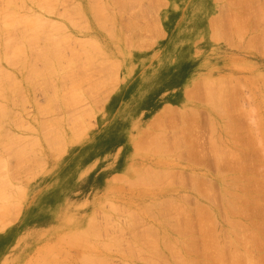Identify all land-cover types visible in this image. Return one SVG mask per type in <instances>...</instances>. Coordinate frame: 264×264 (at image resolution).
Here are the masks:
<instances>
[{
  "label": "rangeland",
  "instance_id": "374dc122",
  "mask_svg": "<svg viewBox=\"0 0 264 264\" xmlns=\"http://www.w3.org/2000/svg\"><path fill=\"white\" fill-rule=\"evenodd\" d=\"M23 1L24 4L26 3L25 5L28 6L29 8L26 7L23 4V2L19 4L21 0H17V1L6 0V3L5 1L0 0L1 3L0 5L3 6V8L1 7L2 10L0 9L2 11L1 14L4 16L3 12L6 11L5 10L6 6H8L7 11L14 10L13 13L16 14L15 16H17L18 13L17 17L13 15L12 17L13 21L15 20L14 18L18 19V17H20V20L18 19V21H22L23 23L22 25L20 24L21 22L18 23L20 24V28L23 27L24 25L23 28H25V31H27L26 33H29L31 30L33 31V29H35V27H31L29 26V24L31 23L32 25L33 21L36 22L35 14L36 17L37 14L38 15L40 14L43 17L40 18H42L44 23L46 22L44 21L46 18L50 19L49 20L50 24H47L46 25L47 27H45L43 24V26L46 28L45 30H47L44 32V36L47 33L49 34V36L47 37L53 35L51 38L52 40L54 38L58 39L56 37L62 35L61 36L62 38H59V42H61V44L59 45L61 46L62 43L64 45L67 44V43L65 44V42L67 41L65 38H67L66 36L68 35L64 33L70 32V34L68 33L69 36L71 35L72 39L74 37L76 41L85 42L84 40H89V41L92 40L90 42H92L93 45L96 44L95 46H97V48H95V50L98 52L97 53L92 52L89 41H86V43L89 42V44L87 43L89 47L87 45L85 46L84 44H82L83 42L82 43L79 42L81 44V47H83L82 49L83 52L81 53L84 54V50H86L84 49L85 47L88 48V50H90L93 53V55H95V57L92 56L93 58L96 57L97 58L96 59L92 58V60L90 58L91 60L90 62L88 61V59H85V56L90 57L92 53L90 56H88V54H86L85 56L83 54L81 55L79 54L77 56V54L79 53L78 50L80 51L81 47H79L78 42H75L74 39L71 40V38L68 36L70 38V39L68 38V40L71 42L74 41L72 43L73 44L75 43V46L73 44L70 45L69 42L68 44L70 46L68 47L70 48L66 47L67 46L66 45L65 47L67 48V50H65V48L62 49L63 52L67 54L66 55L67 57L75 60L69 59L68 62V60L64 61V59H68V58L61 59V64L63 61V63L65 62L64 64L65 66L62 64L63 67H60L61 65L58 67L60 69L62 68V70L64 71L61 72L59 69L58 72L60 74L58 72H55L56 74L57 73L58 74L56 75L54 73L55 75L54 74L51 75V73L47 74L49 73L51 68L50 66L46 65V62L44 61L43 57L36 58L40 60L38 61L35 59L36 61H34V64H36L35 62L37 61L40 63L43 62V64L40 65V63L37 62L38 64L36 65H40L42 68H39L40 66H38L37 68L39 69H37V71L33 70L34 72L36 73L38 72V74L40 75V73L44 70L43 67L44 64L48 68L47 67L45 68V70L47 69V71L43 72L45 74L44 76H42L43 73H41V76H39L38 78V74H36L38 79L36 78L35 75H34L35 77H33L32 75V86H31L29 85L31 84L29 82L30 81L29 77L31 78V76L28 75V73L31 71V68L28 69V65H30L28 63L30 57L32 60L33 57L35 58V54H37L36 57H38L39 54L37 53V51L41 54L43 50L42 51L39 50L40 49L39 44L42 45L44 44L43 48L46 49L48 46L51 47L52 43L50 44V42L52 41L56 42L57 40H52V41L47 40L49 38L46 37L47 38L45 39L46 41L43 42L44 36L40 35L41 34L40 33L39 37L37 35L38 39L41 37L43 38L38 40L40 43L38 42L37 44H35V40L37 38L30 40L32 41L31 43H33L34 40L33 45L34 44L37 45V47L34 45L36 51H34L35 54L33 55L34 52L31 53L30 50L32 49L31 48L32 44L30 43L31 47H27L30 46L28 45L29 41L28 43L25 42L26 41L25 38H27V35L24 34V30L18 28L19 24H17L18 26L15 25L17 26L16 29H19V31H17L16 29H13V31L14 30L16 31V36L23 43L16 38L12 40L14 38L13 35H15L14 34L15 31L14 33L12 32L13 33L12 34L11 27H9L3 19L2 20L4 24H6L5 26L8 29L5 28L4 25H3L4 27L1 25L3 24L1 18H4L6 20V18H9L8 16H10V12L7 13L6 11L8 16L5 13V17L0 18V66H3L2 68L4 69V71L1 70L2 74L4 73V76L1 75L0 78L3 81V78L5 77V72L7 74V70L9 72L11 71L10 73L11 75H9L10 77L8 76L9 73L6 76L8 77V79H11L13 83L7 78H4L3 85H6L4 87L5 89L6 87L7 88L9 87V85L7 86V84H12V87H14V88L9 87L10 89H12V91L9 89V92H7V90L5 92L4 90V94H5L3 98L4 100L1 99L2 95L4 94L3 93L0 94L1 95L0 104L2 106V103H5L3 104L6 105L4 107L6 110L4 111L7 112V114H5L6 116L4 115V117H1V122H0L1 124L0 162L2 161L0 163V168H1L0 177L3 179V183L1 185L3 186L4 180L7 183L8 181H10L9 184L7 185L4 184L3 188H1L2 186L0 185V190L2 189L1 190L2 192L3 190L6 191V193L3 192V194H0L1 195L0 218H3L2 220L0 219L1 220L0 221L1 222L0 223V264H31L34 259L35 260L32 264L34 263L38 264L39 262L40 263L42 262L41 264H61V263L78 264V262L79 263L82 262V261L80 262V260H82L80 254H82L84 250L85 253L82 254L83 256L86 255V253L89 254L90 253L88 251L89 249L90 251L93 250L91 252L92 254L90 253V256L93 255L91 257H95V256L97 257L98 255H100L98 256L99 258L97 259L101 260L100 258L101 257L103 258V256L105 257L106 255L107 257L103 258L104 261L107 260L108 263L111 262V264H128V263L148 264L145 262V260H147L149 256L150 258L152 257V259L149 258L148 262H151L155 258L154 257L155 255H157V257L159 256L158 258H161L163 254H165L166 256V259L163 260L164 261L166 260L167 263H165L163 260L160 261L159 259H157V257L155 260L156 263L158 261V264H164V263L183 264L182 263L183 261L186 264H189L188 260H190V262L191 260H193V262L195 263L194 261L195 259L196 263L198 264H206L207 261L209 262L214 261L215 259L214 257H216V254H213L214 252L212 250L210 251V253L214 256L211 255L212 257H210V255L208 256V253H206L202 248H200V247L205 248L202 245L204 244V239L202 237L203 229H206V227L209 225L208 220H210L209 218L212 219V216H214L215 220L210 221V225H213L214 227L209 226L210 230L209 227L208 230L211 232L212 230H214L215 227L217 228V229L215 228L216 229L215 231L217 232V234L219 233L220 235L219 237L220 245H226L225 242H222L223 237H224V241L226 240L227 243L230 241L228 238L231 237L232 239L231 238L230 239L234 241L233 244L235 243V246L233 247L240 249L241 250L240 252H243V256L245 255L244 256L245 258L241 256L243 258H240L238 264H242V261L243 264H250V263L264 264V237H263L264 236V229H263L264 228V211H263L264 209V182H263L264 154L263 153L264 152L261 153L262 152L261 150L264 151V149H262L263 148L262 146H264L262 143L264 141L260 142V145L262 144L261 146L258 145L259 140L261 139L260 137H262V135L257 133L256 134L258 136L260 135L259 136L260 139L257 138L258 140L254 139L253 142L250 141L252 140L251 139L252 137L254 138L253 135L255 134L256 131H258L259 127L262 129L259 130H261V132H264V37H263L264 18L263 19L259 18L260 16L259 9L261 11V9L264 7V0H228V1L203 0L205 1L204 2L205 5L201 7L203 9V13L201 17L199 18L197 17V19L194 18V15L192 13L194 8L197 6L194 3L195 0H185V1L162 0L161 3L157 1L158 3L157 5L155 2L154 4L156 6L154 7L151 6V3L154 2L155 0L153 1L140 0V2L137 1L139 2V4L137 3L136 5L135 2H133L135 0L133 1L130 0L132 1L131 5L134 6L128 5L130 4V2H128L129 0L128 1L126 0L128 3L125 2L126 6H124L123 8L124 10H121L119 8L122 11V14L121 12H119L118 8H116L117 7L116 4L118 3L115 2H118V0H115L114 2H112V0L111 1L103 0V2L98 1L100 3H103L102 5H104V8L108 12L107 14H110L111 19L110 17L107 18L113 21L114 25L113 24L112 25L114 27L110 25L111 21L109 23L107 22V25L106 22L104 23L103 20L104 16L102 14H98V15L103 16V18L101 17L103 23L102 21L101 24L97 22V20H101L99 19L100 16L98 19H95L94 21V18L98 17V15L96 14L97 16L95 15L92 16L93 13L90 12L96 6V5L94 7L91 6L93 0H66L65 4L62 3L63 1L61 0L62 2L60 1V3L62 4H60V6L58 0L54 1V2L58 1L57 2L58 4L57 3L55 4L54 2H52V0H47V2L43 0L45 4L49 3V1L50 3H52L49 5V7H46L45 4H43L42 0H40L42 2V6L44 5V7H41L43 11L39 9L41 2L37 1V4H40L38 8L35 3L36 0H23ZM124 1L125 0H122V2ZM14 2H17L16 4L19 5H16ZM122 2L119 0L118 6L123 4ZM228 2L230 3L227 4ZM100 3H97L99 4L97 6H100ZM106 3L109 4L108 7L111 6L112 8L108 9L105 6L107 5ZM233 3H237V4H233ZM113 4H115V6ZM141 4L143 6L145 5L146 9L148 8L147 10L145 9L146 10L145 11L143 7V12L144 13L146 12L145 15L144 13L140 14ZM79 5L81 6L80 8ZM19 6H21V10L23 8L24 9L22 11L19 10L20 9L18 8ZM50 7H52L53 12H51L52 10L50 12L53 15L48 14L49 13L48 10L50 9ZM198 7L199 6H197V8ZM28 9L31 10L27 11ZM44 9L46 12H48L47 13L48 15L45 13ZM100 9L103 8L101 7ZM241 9L243 11H241ZM78 10H80L81 14ZM238 10H240L243 15ZM106 11L104 10L103 14H105ZM139 11L140 13H138ZM92 12L94 11L92 10ZM13 13L11 12V14ZM118 13L121 14V17L119 16ZM234 13L235 14L237 13L238 16L239 15L241 17L243 16V19L240 18L241 23L236 21L238 25L240 24L239 26L235 24L236 27L232 25L236 23L232 19L238 17L237 15L233 16ZM1 14L0 16H2ZM68 14L69 15L71 14L70 17ZM107 14L105 16H108ZM64 15H67L69 18H73L74 21L72 20L73 21L72 23L73 24L78 23L79 29L75 28L73 24L72 26L70 24L71 20L68 21L67 20L68 17ZM230 15L233 17H231ZM256 15L258 16V18ZM229 16L231 18L230 20L227 19V17L229 18ZM28 18L30 19V21L33 18L35 19H33L30 22ZM10 19H8L9 22H11ZM39 19L38 21H42L41 19L40 20ZM209 19L211 20V22ZM226 19L227 22L228 20L229 21L232 20L231 21L232 24L230 22L229 23L231 25L228 24L226 22ZM51 20H52V24H54L53 26H50ZM245 20L246 22L244 23ZM132 21L135 22L136 24L135 26H133V23H131ZM212 22L219 25L218 26L215 24L216 27L218 26L217 29L219 27L221 29L217 30L214 27V25L212 26ZM15 23L17 22L15 21ZM40 23L42 24V22ZM61 23H63L62 25H65L66 28H64L61 25ZM209 23L214 28L209 27ZM104 24L106 26L109 25L107 28L108 29L110 28L109 30L112 29L111 33L110 31H107L106 27H105L106 29L103 28L105 26ZM11 26H12V22H11ZM55 26L58 27L57 30L63 29V32L62 31L56 32L55 30L56 28H54ZM37 27L38 29L40 27L41 30L42 26L37 25ZM4 30L7 32L9 31L10 34H12V36H9L10 34L8 35L6 32L9 39L13 37L11 40H8V37L7 38L2 37L3 34L5 33ZM20 30L22 34L20 33ZM37 30L34 31L39 33L40 30L39 31ZM49 30H53L54 32H50ZM118 30L121 31V34H119L120 31ZM220 31L224 33L222 35V39L221 37H219L221 36ZM241 31L245 35H243ZM107 33H109V35L110 34L113 35H110L111 36L110 37L107 35ZM239 33L242 35V36L240 35L242 38H239V36L237 35ZM23 34L25 37L22 36ZM29 34L32 33L30 32ZM64 35L66 36L63 37ZM214 35H216L217 37L216 36L213 37ZM261 35H263L262 38H260ZM112 36L114 37V40L112 39ZM30 37L33 38V35H31ZM4 38L5 40H7L6 41L7 43H9L10 41L11 42L14 41L12 43L13 45L14 43L18 45H20L21 43H22L21 45L24 44L23 46L25 47L24 48L25 51L23 52V54L21 51L22 46H20L21 50L18 47V50L20 52L17 50L16 47L17 45L15 46L16 47L15 50L17 51V52L15 51V53L19 54L22 60L24 56L26 57V61L25 59L23 60L25 61V66H24L23 61L22 60L19 61V56L16 54L17 55L16 60H18L19 63H17V61L15 63L18 64V66L16 64L17 67L20 66L19 68L20 71L17 69L16 66L11 67V65H14L11 55L12 53H14V50L11 51L12 53L9 51L11 54L8 53L9 57H7V59L10 60L12 64L8 66L4 62L5 60H7L6 58H4V56H7L6 50L4 49L5 46H3L5 42ZM217 38H219V40ZM250 38H252L253 41ZM60 39H62V41ZM238 39H240L239 42ZM16 40L17 41L19 40L18 42L20 43L15 42ZM248 40H251V45H248L250 44ZM46 43L48 44V46L46 45ZM9 44L6 45V47L10 48L11 44L10 45ZM55 44L58 43L56 42ZM13 47H11V49H14ZM28 48H30L29 49L30 53L33 56H30L31 54L29 55ZM72 48L77 50L75 51L76 53L73 56L72 54L74 51H72ZM98 48L100 50H98ZM88 50H86V52ZM90 51L88 52L90 53ZM25 52L26 55L24 54ZM82 55H83V60L81 57ZM15 57H14V61H15ZM8 60L6 61L7 63L9 62ZM32 60H30L31 65L29 67L33 65ZM126 62L127 64H125ZM85 65H87V69ZM22 66L25 68V71L23 70L24 68ZM68 66L71 68V70ZM112 66H114L113 69L110 68ZM58 67L56 65L57 70ZM108 68H110V70ZM40 69L43 70L41 71ZM65 69L67 70L68 75L74 73L73 76H75V74L77 73L75 77L79 80V82H80L79 78L81 77L84 78V80L81 79L84 81V83L83 81L79 83L76 78L71 76L72 75L71 74L70 75L71 77L67 76L68 78L67 77H66L67 79L65 78V80L67 81L64 82L66 84L68 83L65 88L64 87L65 84L62 81L64 79L63 74L66 73ZM107 69L109 70L108 73H107ZM26 70L29 71L27 72ZM38 70L41 72H39ZM84 71H86L87 73L86 74V77L88 76L87 78H85V73H83ZM110 71H111V75L107 76V74H109ZM25 72H27V74H25ZM34 72H31V74L32 73L34 74ZM12 74H14V76ZM24 74L27 76V80L25 79L26 82L24 80L25 77ZM61 74L63 79L60 76ZM47 75L50 78L47 77ZM51 77L53 79V82H51L52 81ZM58 78H60L61 80H59ZM72 78L75 81H77L79 85L77 84V82H74ZM6 79L11 83L10 82L7 83V81H5ZM68 80L76 83L77 84V85L75 84L76 87L78 86V88H80L82 92L80 91V89L76 90L77 89L76 87H75L76 89H73L76 90L74 93H72L71 91L72 89L69 91V87L72 88L73 84ZM17 81L18 83L20 82L19 85L20 86L22 85L21 87L19 85L17 86L14 85L15 83H17ZM54 81L56 82V84ZM59 82L60 83L62 82V85ZM236 82L237 83L239 82L238 83L239 85ZM52 83H54L55 86L54 84L50 85ZM89 84H91L90 87ZM241 84L243 88L241 87ZM46 86L48 88V91L46 90ZM61 87L63 91H65L67 88L68 89L65 92H63L60 89ZM63 87L65 88V90L63 89ZM22 88L24 89V93H22L23 92V90H21ZM236 88L238 89L236 90ZM50 90H54V91L56 90L55 92H57L51 95L53 100L52 98H49L51 96L48 95ZM0 91L3 92L2 89H0ZM67 91L71 94H67L68 93ZM11 92H13L12 97L14 98L15 96L14 100L19 101L18 103H20L22 100V97L18 98V96L23 95L24 99H26V100H22L24 104H21L22 103L21 102L20 105H18L16 101L17 104L16 107V105L12 102V100H10L12 98ZM77 93L78 96L76 97L78 98L74 97L75 94ZM219 95L222 97H220ZM57 96L59 97L57 98ZM225 97L226 100H224ZM60 98L63 100L62 103L68 101V106L67 105L65 106L64 103L62 104ZM49 99L52 100V102ZM74 99H76L74 105L72 103V105L69 106V101L73 102L75 101ZM221 102L223 103L221 104ZM12 106H15V108ZM41 107H42V111L40 110ZM43 107H45L44 109L46 108L49 109V107L51 109L50 110L47 109L48 112L47 111L44 112ZM15 109L18 111H16ZM192 109L194 110L192 111ZM13 110H15V112H13ZM244 110L245 112H243ZM73 113L77 115H74ZM70 115L72 116L70 117ZM74 116H76V118ZM4 118H6V120H4ZM170 118L174 119L173 121L175 122H173ZM212 118L214 121L212 120ZM67 119L71 121L69 122L67 121ZM75 119H77L78 121ZM11 120H13V122L14 121L17 122L20 120V122L22 121L23 123L21 124L20 122L17 123L14 122V123L16 125L18 123L20 125L24 124L22 125L24 126V128L27 129L31 128V129L25 130L20 125L19 126L21 128H15V126L11 124L13 123ZM76 121L79 123L78 124L79 126L75 124ZM68 122L69 124H67ZM178 122L180 125L178 124ZM225 123H227L229 127ZM171 124H173L174 126L173 125L171 126ZM211 125L212 126L215 125L214 127L216 131H214L215 129H212L214 127H212ZM243 125L245 127H243ZM164 126H166V128ZM176 126L177 127L179 126V128H177ZM223 128H226L228 130L225 129L224 131ZM2 129L5 130L4 132H6L7 129H9L8 131L10 133L9 134L6 132L7 135L5 136L4 139H1L2 134L4 133L1 131ZM174 129L175 130L177 129L176 132ZM251 129L253 132L251 131ZM31 130H34V132L33 131L31 132ZM183 130L185 132L182 135ZM227 131H229L230 133ZM249 131H251L252 134L253 133L254 134L251 135ZM161 132L162 134H165L166 132V134L162 135ZM248 132L252 137L249 136ZM174 133H177V136H181L182 138L178 137L180 139L178 140L177 136L176 135L174 136ZM19 134L21 135V137L25 136V138H19ZM158 134H160V136H158ZM257 135L256 137H258ZM7 136L9 137L7 138ZM157 137L160 139L162 138L163 139L166 138V139L165 140L162 139L163 140L162 142V140L160 141V139L157 140ZM219 137L220 139H218ZM248 137L250 138L248 139ZM208 138L214 141L211 142L214 143L215 146L212 143L209 145L210 141ZM226 139L228 142L226 141ZM9 140L12 141L10 142ZM223 140L225 144L220 143L221 141L223 142ZM255 140L258 141V144L257 142H255ZM4 141L5 142L7 141L6 144L8 145L10 143H13L12 145H9L11 146L10 148H7L8 151L6 149L7 145L3 146L5 145ZM217 143L218 145H216ZM161 144L164 145V147L168 145L171 150L168 149L169 148L168 146H166L165 149ZM256 144L260 148L261 147L262 148L260 149ZM219 145L223 146L222 149L217 148ZM233 145L235 147H233ZM176 146L177 147L180 146V147L177 148V150L175 151ZM224 147L225 150L223 149ZM163 149L166 154L162 153ZM221 150L222 151L227 150V151L226 152L223 151L224 153L223 157L217 154L219 157L218 156L216 157L219 158L220 162L215 161L218 159L214 156L216 155L217 152L220 153ZM198 151L199 152L201 151L200 152L201 154ZM228 154L230 155L235 154L237 159L235 160V155L234 157L232 156L231 158L229 157ZM224 157H226V159H223ZM255 162H257L258 164ZM261 163L263 165H261ZM198 164H200L201 166H199ZM259 164L261 166H259ZM238 165L240 166V168H238L239 167ZM161 170L164 171L163 173L166 172V175L168 171H170L168 173H175L174 170H176V174L178 173L179 174L178 176L177 175L175 176V174L174 175L170 174L169 177L162 178L161 176L165 175L163 174L160 176L161 177L160 178L157 176V174H161L162 173ZM193 174H195L198 177L195 176V179L190 182V180L194 178ZM181 176H184V178L182 179ZM202 177L205 180H203ZM165 178L167 179L166 182L170 184L163 185L162 183L159 182L160 179L162 180ZM180 179L183 183L180 181ZM165 180L161 182H165ZM180 182L184 185H182ZM157 183L160 184L158 185ZM192 183L193 184L199 183L202 184L203 186L202 185L199 186L198 184L195 187V185H193ZM205 183L210 185L211 187H208V185H206ZM257 183H259L260 185ZM145 184L146 185L153 184L152 186L146 188L147 192L144 186ZM161 184L163 185V187H159ZM167 185H169L171 188H169ZM198 186L200 188L202 187L203 189L202 188L201 189L203 191L205 190L207 191H205L204 194L202 193L203 191H200L198 192L199 193L198 194L197 193ZM6 187H10V188H6ZM154 187H158L156 189H158L159 191L156 190ZM149 188L150 191L148 192ZM151 188L153 190L152 192H151ZM204 188L206 189L204 190ZM8 189L11 190L9 191ZM174 189L175 192H170V190L172 191ZM13 191L15 192L13 193ZM231 191L234 192L235 194L231 193ZM8 192L11 194L6 196ZM180 193H182L184 196L186 195L188 196L187 198L188 200L186 199L187 196L181 197L183 198V200L185 198L186 202L182 201V199L180 198ZM206 193L208 194V196H206L208 198H206L205 200V197L203 196L206 195ZM200 194H202L201 196L203 198L200 196ZM170 195H172V197ZM224 195L226 198H229V200L224 199ZM236 197L238 199H236ZM7 198H10V200L8 199V202H6ZM167 198L168 199L171 198L170 201H173V205L175 204L177 205L174 209H172L173 205L171 206V208L170 206H167V202L169 201ZM172 198H174L175 200H173ZM163 199L164 200L167 199V202L166 200L164 201ZM157 200L159 203L161 200L163 201L161 202V204L159 203L157 204ZM211 200L212 202L210 203ZM224 201H227L229 204L227 202L225 203ZM229 201L232 203L234 202L233 203L234 205L239 204L236 206L239 207L241 205V208H245V209L242 210L239 209V212L241 210L242 213L240 212L238 214V211H235L237 212V214L235 213L236 215L235 214L233 215L232 213L234 212L230 211L229 210L230 208H228L229 205H231ZM164 202H166L165 203L166 208L169 207L168 209L170 211L173 210L172 217H170L173 218L172 219L173 221H171L169 218L171 212L169 210H166L165 207L161 208L159 206V205L165 206L164 204H162ZM150 203L151 206L154 205L156 207L153 206L151 208V206H149ZM182 203L184 204L183 206ZM8 204L9 206H7ZM10 204H12L11 205L12 207H10ZM117 204L120 210L122 209V207H124L128 209V211L130 212L134 211L135 214H137L138 217L143 218L144 221L142 222L141 220L139 221L141 223L139 222H138L139 224L136 223L137 220L135 219L134 221L133 220L134 216L131 215L134 213H130L129 215L131 216H129L128 215L129 212L126 213L127 212L126 209H122L124 211L126 210L125 211L126 214L123 213L124 211L121 212L119 208L117 209L122 214L121 213L119 214L117 209L115 210L117 212H113L114 207ZM143 204L145 205V208ZM225 204H227L228 206H226ZM147 206H149L150 208H148ZM178 207L180 209L183 208L182 211H180L181 213L186 212V215L189 216L187 220H186L187 216L185 214H183L185 215V219L182 217L183 215L177 217V215L180 214V212H178L179 214L176 215L177 213L176 211L177 209H179ZM203 207H205L204 210L205 209L206 211L209 210L207 211L208 213L209 212L210 213L213 212V213L208 214L206 211H202ZM158 208L159 209L161 208L162 210L164 209L165 210V211L163 210L164 213L166 211H169V213L166 212L164 214L163 211L159 212ZM5 209H7L6 210L7 212L4 211L5 212L4 214L3 210ZM155 209L158 210V212L161 213V215ZM184 209L187 211H183ZM200 209L202 210L199 211ZM1 212L2 215L4 214L3 216L1 215ZM200 212L203 215H201L202 218L199 217V219L201 218L200 220H202L204 216V223L208 224L204 228L202 227L204 223L202 224L201 221L200 222L199 220L197 221L198 219L197 215L200 216L198 214ZM146 213L148 214V216L145 215ZM152 213H155L157 216H155V214ZM226 213L228 217H225ZM104 214H106V218ZM206 215L208 219L205 217ZM208 215H210L211 217ZM167 218L169 220H167ZM224 218H226V220ZM125 219H127L126 220L127 222L125 221ZM238 219H240L241 224H239L240 221L239 223L234 222V221H238ZM92 220L94 222L96 221V223L95 224L94 222L93 224L90 223V221ZM174 220L176 221L182 220L184 222L186 220V222L192 225L188 227L190 224H187L188 226H184L185 228H183L182 226L184 224L181 225L183 223L182 221H179L180 222L179 224L178 221L176 222ZM228 220H230L229 224L237 223V224H233L234 228H232V224L229 225L227 224L228 222L226 223V221ZM97 221L103 224L99 225L97 224L98 223ZM129 222L133 223L132 227L128 225ZM111 223L112 225L116 224L115 227L111 226L110 225ZM174 223H178L177 225L178 226L181 225V226L180 227L173 226L176 225ZM242 223L243 224L245 223L246 225L245 224L243 225ZM149 224H151L150 227L148 226ZM216 224L218 225L216 226ZM89 225L92 226L94 225V228L96 227V229H98L102 234L100 235L99 232H97V234L91 233L92 230H93L92 232H96L97 230L95 231L94 228L91 229L92 227L89 228ZM104 225L106 226V228H104ZM240 225L242 226L241 231L239 227ZM219 226H221V228ZM218 227L220 228V230H218L219 229ZM109 228H113V229L110 230ZM121 228H123L124 233L121 231ZM106 229L109 230L106 231ZM133 229H135V231H133ZM186 229L189 230L187 233L184 232L186 231ZM229 229L233 231L231 232V230L229 231ZM87 231H89L90 236H95L96 238L95 237L92 238L88 236L89 234H87L88 233ZM76 232L77 233L81 232V234L87 232L86 233L87 237H89L87 238L88 241L84 240L86 239V234L79 235ZM119 232L122 234L120 235ZM234 232L236 233L235 234L236 236L233 235ZM74 233L76 235H74ZM111 233L114 236L111 235ZM177 233L180 234L178 235ZM141 234L144 235V237L140 239V243L142 242L143 239H145L146 242L150 244V245L147 244L149 246L147 248L149 249L145 248L146 242L145 243L143 242L144 246H142V243L140 245V243L138 242L139 237H142ZM225 234L227 236H224ZM240 234L242 238L240 237L238 238ZM242 234L245 237H243ZM78 235L79 237L80 236L85 237L82 238L84 241L80 239ZM136 235H139L137 237L138 240L137 239L135 240ZM155 235L157 236L154 237ZM251 235L253 236V239ZM101 236L102 237L105 236L106 238L109 239L113 238L110 241L112 243L118 241L116 243L119 244H115V245L113 244L114 246L113 245L109 246L107 243L109 242V240L106 239L105 237L104 239ZM108 236H110L111 238ZM174 237L176 239H174ZM101 238L104 239L106 243L103 244L102 247L101 246L99 247L100 243L102 245V243L105 242L104 240L102 241ZM116 238H118V240ZM157 238L158 241H156ZM234 238H238L240 242L238 240H234ZM243 238L245 242L246 240H249L250 243L251 239L252 241L250 244L248 242L244 244V241H242ZM95 239H98V241ZM184 240L186 243L184 242ZM94 241L96 245L94 244ZM126 241L127 243H125ZM131 241H133L134 244L132 246L129 245L131 244L130 243ZM169 241H172L171 243L173 244H170ZM232 241L230 242L232 243ZM241 241L243 243H241ZM87 242L90 243L89 246L91 248L88 246ZM91 242L93 244H91ZM175 242H177L178 244L177 243L175 244ZM188 242L190 244H193L192 246L194 247H195L194 244H196L195 242H197L198 245L197 244L196 245L198 247L196 246L194 248L189 244L191 248H194L192 250H189L191 248L188 245L189 247L188 249L187 247ZM230 242L228 244H230ZM98 243L99 245H97ZM180 243L182 244V246ZM240 244H242V246ZM118 245L119 247L117 248ZM175 245L177 247H175ZM243 245L249 247V249ZM130 246L132 248L134 246L133 252L139 251V247H141L142 249L141 248L140 249L143 250V252L139 251L136 253L138 255L140 252L144 253L141 255H145L144 256L145 260L144 259H143L144 261L141 260L142 259L141 255H139L140 258L139 259L136 253H134L135 254L134 257H133L134 254L132 255V257L131 255L128 256L130 254L129 251H131ZM153 246H155L157 249L154 247L152 251ZM212 246L213 245L211 244L209 245L210 248H212ZM164 248L167 250H165ZM210 248L208 249L210 250ZM76 249L81 253L79 252L80 253L79 254ZM80 249L81 250L84 249V250L81 251ZM98 249H100V251L102 249V251L100 252ZM116 249H118L121 252L123 250L127 252L128 259L126 258V254H123L124 251L122 253H119V251ZM208 249L205 250L209 251ZM213 249L215 248L213 247ZM246 249H248L249 251H247ZM176 250L177 252L180 250L181 251L180 255L182 254V256L178 258L179 260L177 259L178 257L177 255L179 254L177 253V255H174V253L176 254L175 252ZM97 251L100 253H98ZM106 251L107 252L109 251L110 253L108 252L106 254ZM156 251L158 252V254ZM162 251L163 254L161 256L160 252ZM171 251L174 252L173 253L174 259L172 254L170 255V253H172ZM214 251L215 253H217L216 249ZM94 252L98 253V255L97 254L94 255L93 254ZM153 252H154V256L152 255ZM146 253H149L147 259H146L147 257ZM229 253L230 252H228L225 256V261L226 260L227 261L225 262L222 260L223 262L221 264L223 263L230 264L229 260L231 258L229 257L230 256ZM78 254L80 255V258ZM87 257H89V255ZM135 257H137L138 260ZM208 257L212 258V260ZM77 258H79V260H77ZM84 258L85 256L83 257V261H85ZM249 260H252V262ZM155 261L152 263L154 264Z\"/></svg>",
  "mask_w": 264,
  "mask_h": 264
},
{
  "label": "bare ground",
  "instance_id": "6f19581e",
  "mask_svg": "<svg viewBox=\"0 0 264 264\" xmlns=\"http://www.w3.org/2000/svg\"><path fill=\"white\" fill-rule=\"evenodd\" d=\"M3 1H5V3H6V0H3ZM8 1H9V0H8ZM10 1H11V0H10ZM12 1H15V0H12ZM16 1H17V0H16ZM37 1H39V2H41V1H40V0H36L35 3H36V6L38 7L40 4H37ZM54 1H55V0H52V2H54ZM58 1H59V6H60V4H62V3H64V4L66 3V2H65L66 0H62L63 2H62L61 0H58ZM58 1H57V2H58ZM60 1H61L62 3H60ZM96 1H97V3H100V2H98V1L103 2V0H95V1L93 0L92 4L96 3ZM106 1H107V0H106ZM110 1H111V0H110ZM114 1H115V0H112V2H114ZM120 1L122 2V0H120ZM127 1H128V0H127ZM127 1L125 0L124 2H122L123 4L120 3L123 7H122L121 5H119V6H121V7L118 6V4H119V0H118V2H115V3H118V4H116V5H117L116 8H118V10H119V12H121V14H122V11H121V10H124L123 8H124V6H126L125 2H126V3L130 2V4H128V5H131V2H132L133 0H132V1L129 0L128 2H127ZM137 1L140 2V0H135V1H133V2H135V5H136L137 3L139 4V2H137ZM149 1H150V0H149ZM149 1H147V2H149ZM152 1H153V0H152ZM157 1H159V3H161L162 0H155L154 2L151 3V6H153V7L156 6V5L158 4ZM183 1H185V0H183ZM227 1H228V0H227ZM18 2H19V1H18ZM22 2H23V4H24V1H23V0H21V2H20L19 4H21ZM39 2H38V3H39ZM42 2H43V0H42ZM42 2H41V5L39 6L40 8L38 7L39 9H41V11H43L41 7H44V5L42 6ZM45 2H47V0H45ZM45 2H43V4H45ZM57 2H54V3L56 4ZM87 2H88V1H87ZM155 2H156V5L154 4ZM192 2H193V1H192ZM204 2H205V1H203V0H195V1H194L195 5L199 6L198 8H197V6H196V7L194 8L193 12H192L193 15H194V18H195V19H197V17H198V18L201 17V15H202V13H203V9H202L201 7L205 5ZM231 2H232V1H231ZM238 2H239V1H238ZM8 3H10V2H8ZM11 3H12V2H11ZM14 3L16 4L17 2H14ZM28 3H29V2H28ZM54 3H53V4H54ZM89 3H90V2H89ZM97 3L94 4V5L91 4V6L94 7L95 5H96V6L99 5V4H97ZM229 3H230V2H228L227 4H229ZM0 4H1V3H0ZM3 4H4V3H3ZM3 4H2V5H3ZM19 4H16V5H19ZM23 4H22V5H23ZM25 4H26V3H25ZM25 4H24V5H25ZM50 4H52V3H50V1H49V3L45 4V6H46V7H49ZM57 4H58V3H57ZM102 4H103V3H100V6H97V7L95 6V7H94L95 10L91 8V9L95 12V14H94V12H92V10L90 11L91 13H93L92 16H93V15L97 16L98 14H102V15L104 16V18H103L102 15H98V17L94 18V21H95V19H98L99 16H100L99 19H101V20H97V22H99V24H101V21H102V18H103L104 23L106 22V25H107V22L109 23L110 21H111V22H110V25H112V24H113V21L110 20V19H111V16H110V14H107L108 12L106 11V9L104 8V5H102ZM106 4H107V5H105V6H106L108 9L112 8L111 6L108 7V5H109L108 3H106ZM142 4H143V3H142ZM142 4L140 5V8H141L140 11H141V13H140V11L138 12V13H140V14H143V13H144V12H143V7H144V10L146 9V8H145V5L143 6ZM233 4H237V3H233ZM22 5H21V6H22ZM24 5H23V6H24ZM32 5H33V4H32ZM47 5H48V6H47ZM113 5L115 6V4H113ZM224 5H225V4H224ZM240 5H241V3H240ZM4 6H5V5H4ZM21 6L18 7V8H20L19 10H21ZM25 6H26V5H25ZM131 6H134V5H131ZM146 6H147V5H146ZM1 7L3 8V6L0 5V9H1ZM7 7H8V6H6V9H5L6 11H7ZM26 7H28V6H26ZM52 7H53V6H52ZM52 7H50V9L48 10L49 13L46 12L45 9H44L45 13H46V14H47V13H48V14H52V13H51V12H53ZM80 7H81V6L79 5V8H80ZM101 7H102L103 9H100ZM149 7H150V6H149ZM226 7H227V6H226ZM260 7H261V6H260ZM260 7H259V8H260ZM262 7H263V6H262ZM4 8H5V7H4ZM28 8H29V7H28ZM54 8H55V6H54ZM76 8H77V7H76ZM98 8H99V10H98ZM119 8H120L121 10H120ZM23 9H24V8H23ZM23 9H22V10H23ZM26 9H27V8H26ZM77 9H78V8H77ZM147 9H148V8H147ZM147 9H146V10H147ZM225 9H226V8H225ZM228 9H229V8H228ZM1 10H2V9H1ZM1 10H0V14L2 13ZM19 10H18V11H19ZM22 10H21V11H22ZM29 10H31V9H28L27 11H29ZM51 10H52V11H51ZM96 10H97V11H96ZM102 10H103V11H102ZM104 10L106 11L105 14H103V13H104ZM146 10H145V11H146ZM256 10H258V9H256ZM6 11L3 12L4 16L1 14L2 16H0V18H1V17H5V13H6ZM13 11H14V10H9V11H7V13L10 12V16H8L7 13H6V15L9 17V18H6V20H5L4 18H1V21H2V22H3V20H4L5 23H7V25H8L9 27H11V29H12V30H11V33H12V32L14 33L15 30L13 31V29H16V28H17V26H18L17 24H19L18 22H21V23H20L21 25H22V23H23L22 21H18V19L20 20V17H18V19H17V18H14L15 20L13 21V18H12V17H13V15H14V16L16 15L15 13H13ZM50 11H51V12H50ZM78 11L80 12V10H78ZM100 11H101V13H100ZM112 11H113V10H112ZM231 11H232V9H231ZM238 11H240V10H238ZM241 11H243V10L241 9ZM241 11H240V12H241ZM11 12H12L13 14H11ZM34 12H36V11H34ZM96 12H97V13H96ZM223 12H224V11H223ZM234 12H235V11H234ZM259 12H260V16H259V18H260V19H261V18L263 19V18H264V7L261 9V11H260V9H259ZM16 13H17V12H16ZM145 13H146V12H145ZM145 13H144V15H145ZM231 13H232V12H231ZM250 13H251V12H250ZM32 14H33V12H32ZM48 14H47V15H48ZM80 14H81V12H80ZM96 14H97V15H96ZM106 14H107L108 16H105ZM113 14H114V13H113ZM118 14H119V13H118ZM121 14H119L120 17H121ZM140 14H138V15H140ZM224 14H226V13H224ZM241 14H242V12H241ZM24 15H25V14H24ZM52 15H53V14H52ZM68 15H69V14H68ZM70 15H71V14H70ZM70 15H69V17H70ZM82 15H83V14H82ZM144 15H143V16H144ZM228 15H229V14H228ZM228 15H227V16H228ZM235 15L238 16L237 13H236V14H235V13L233 14V16H235ZM242 15H243V14H242ZM245 15H246V14H245ZM245 15H244V16H245ZM7 16H6V17H7ZM17 16H18V13H17ZM17 16H15V17H17ZM38 16H39V17H38ZM61 16H62V15H61ZM64 16H67V15H64ZM80 16H81V15H80ZM95 16H94V17H95ZM136 16H137V15H136ZM141 16H142V15H141ZM225 16H226V15H225ZM230 16H231V15H230ZM230 16H229V18L227 17V19L230 20V19H231ZM233 16H231V17H233ZM239 16H240V15H239ZM239 16H238V17H235V18L232 19V20H234V22H236V21H237V22H240V20L243 19V16H242V17H241V16L239 17ZM246 16H247V15H246ZM256 16H257V15H256ZM40 17H42V15H40V14L38 15V14H37V17H36V14H35L36 22H35V21H33V22H35L36 24L32 22V25H35V26H32L31 23L29 24V26H31V27H35V29L32 28L33 31H32V30L30 31L32 34H29L30 32H29V33H26L27 31H25V28H23L24 25H23V27L20 28V24H19V27H18V28H20L21 30H24V34L27 35V38H25V40H26L25 42L28 43V41H29L28 45H30V43L32 42V41H30V40H32V39H34V38H37V39L35 40V44H37V43L39 42L38 40L43 39L42 37L38 39L39 34L41 33L40 35H43V36H44V32L47 31V30H45V29H46L45 27H47V26H46L47 24H50V21H49L50 19L46 18V19L44 20V21H46V22L44 23L43 20H42L43 17H42V18H40ZM67 17H68V16H67ZM67 17H65V18H67ZM69 17L67 18V20H68V21L71 20L70 24L72 25V24H73L72 22L74 21V19H73V18H69ZM71 17H72V16H71ZM101 17H102V18H101ZM107 17H110V19H108ZM120 17H119V18H120ZM215 17H216V16H215ZM10 18H11V19H10ZM26 18H27V17H26ZM35 18H33V19H35ZM39 18H40L42 21H38ZM44 18H45V17H44ZM213 18H214V17H213ZM218 18H219V17H218ZM240 18H241V19H240ZM257 18H258V16H257ZM2 19H3V20H2ZM8 19L11 20V22H12V26H14V27L11 26V22H9ZM16 19H17V20H16ZM28 19H29V18H28ZM33 19H32V20H33ZM40 19H39V20H40ZM105 19H106V21H105ZM214 19H215V18H214ZM214 19H213V20H214ZM224 19H225V18H224ZM227 19H226V22H227ZM236 19H237V20H236ZM244 19H245V18H244ZM260 19H259V20H260ZM7 20H8V21H7ZM26 20H27V19H26ZM32 20H31V21H32ZM47 20H48L49 23L47 22ZM72 20H73V21H72ZM108 20H109V21H108ZM209 20H210V19H209ZM209 20H208V21H209ZM211 20H212V18H211ZM211 20H210V22H211ZM220 20H221V19H220ZM229 20H228L227 23H228V24H230V23L232 24V22H231L232 20H231V21H229ZM255 20H256V19H255ZM259 20H258V21H259ZM263 20H264V19H263ZM15 21H16L17 23H15ZM29 21H30V19H29ZM29 21H28V23H29ZM31 21H30V22H31ZM119 21H120V20H119ZM121 21H122V20H121ZM261 21H262V20H261ZM2 22H1V23H2ZM38 22H39V23H38ZM40 22H42V24H41ZM55 22H56V21H55ZM55 22H54V23H55ZM58 22H59V21H58ZM213 22H214V21H213ZM213 22H212V26L214 25V27L217 29V27H218L219 25L216 24V23H213ZM216 22H217V21H216ZM229 22H230V23H229ZM234 22H233V23H234ZM237 22L234 23V24H232V25H233L234 27H236L235 24H237ZM245 22H246V20L244 21V23H245ZM8 23H10V24H8ZM37 23H38V24H37ZM102 23H103V21H102ZM131 23H133V26L136 25L135 22H133V21H132ZM240 23H241V22H240ZM43 24H44L45 27L43 26ZM62 24H63V23H61V25H62ZM77 24H78V23L73 24V25L75 26V28H78V29H79V24H78V25H77ZM215 24L218 25V26L216 27ZM231 24H230V25H231ZM247 24H248V23H247ZM1 25H2V26H3V25L5 26L6 24H4V22H3V24H1ZM15 25H17V26H15ZM37 25H38V26H42V27H41V30H40V27H39V29H38ZM53 25H54V24H52V20H51V25H50V26H53ZM73 25H72V26H73ZM104 25H105V24H104ZM106 25H105L103 28H105V27L107 28V27L109 26V25H108V26H106ZM113 25H114V24H113ZM113 25H112V27H114ZM237 25H238V24H237ZM239 25H240V24H239ZM239 25H238V26H239ZM4 26H3V27H4ZM56 26H57V25H56ZM56 26L54 27V28H56V29H55L56 32H59V31H62V32H63V29H62V30H61V29L57 30L58 27H56ZM62 26H63L64 28H66L65 25H62ZM77 26H78V27H77ZM212 26H211V24L209 23V27H212ZM25 27H26V25H25ZM36 27H37V28H36ZM43 27H44V29H43ZM63 27H62V28H63ZM209 27H208V28H209ZM214 27H212V28H214ZM229 27H230V26H229ZM5 28H7V27L5 26ZM29 28H30V27H29ZM29 28H28V29H29ZM54 28H53V30H54ZM106 28H105V29H106ZM119 28H120V26H119ZM230 28H231V27H230ZM230 28H229V29H230ZM237 28H238V27H237ZM243 28H244V27H243ZM245 28H246V27H245ZM7 29H8V28H7ZM7 29H6V30H7ZM37 29H38V30H37ZM47 29H48V28H47ZM109 29H110V28H109ZM109 29L107 28V31H110V33H111V30H112V29H111V30H109ZM113 29H114V28H113ZM218 29H221V28L219 27ZM218 29H217V30H218ZM233 29H234V28H233ZM241 29H242V28H241ZM16 30L19 31V29H16ZM21 30H20V33H21ZM34 30H37V31L40 30V31H39V33H38V32H36V31H34ZM43 30H44V31H43ZM53 30H49V31H50V32H54ZM80 30H81V29H80ZM114 30H115V29H114ZM238 30H240V29H238ZM244 30H245V29H244ZM49 31H48V32H49ZM118 31H120V30H118ZM222 31H223V30H222ZM234 31H235V30H234ZM236 31H237V30H236ZM242 31H243V30H242ZM242 31H241V32H242ZM246 31H247V29H246ZM246 31H245V32H246ZM4 32H5V33L3 34L2 37L7 38L8 35L10 34V32L8 31V32H9V33H8V32L5 31V30H4ZM6 32H7L8 35L6 34ZM33 32H36V33H33ZM50 32H49V33H50ZM56 32H55V33H56ZM112 32H113V31H112ZM215 32H216V31H215ZM238 32H239V31H238ZM13 33H12V34H13ZM37 33H38V34H37ZM42 33H43V34H42ZM46 33H47V32H46ZM68 33L70 34V32H68ZM68 33H64V34H66V35L69 36ZM220 33H221V34H220L221 36H219V37H221V39H222V35H223L224 33H222L221 31H220ZM235 33H237V32H235ZM12 34H10L9 36H12ZM14 34H15V35H13L14 38L12 37L13 39H12V38H11V39H12V40H14L15 38H16V39H19V38L16 36V31H15ZM21 34H22V33H21ZM21 34H20V37H21ZM24 34L22 35L23 37H25ZM28 34H29V35H28ZM35 34H36V35H35ZM119 34H121V31H120ZM242 34L245 35L243 32H242ZM5 35H6V36H5ZM31 35H33V38L30 37ZM37 35H38V37H37ZM51 35H52V34H51ZM66 35H64L63 37H65ZM107 35L110 36V35H113V34H110V35H109V33H107ZM123 35H124V33H123ZM237 35L239 36V38H242V37H241L242 35H241L240 33L237 34ZM240 35H241V36H240ZM252 35H253V34H252ZM263 35H264V32H263ZM263 35H261L260 38H262ZM28 36H29V37H28ZM47 36H49L48 33L44 36L43 42L46 41L45 39H47V38H49V39H47V40H51V38H52L53 35L50 36V37H47ZM61 36H62V35H59V37H56V38H58V39H55V38H54L55 36H54V37H53L54 39H52V40H57L56 42H57L58 44H55L56 42L51 40L52 42H50V44L52 43L53 46L51 45V47H49L48 44L46 43V45H47L49 48L46 46L47 48L45 49V48H43V47H44V44H43V45H42V44H39V46H40L39 48H40V49H39V48H38V49L41 50V51L43 50V51H42L43 53L41 52L42 56H41V54L37 51V53H38L39 55H38V57H36L37 54H35L34 51H36L35 46L37 47V45H35V44H34L35 46L33 45L34 40H33V43H31V44H32V47H31V45H30V46H27V47H31L32 49H34V50H32V49L28 48V50H29V49L31 50V53L34 52L33 55L35 54V58L33 57V60H32L31 57H30V60L33 61V65H32L31 67H29V66L31 65V63H30L31 61L29 60V62H28V63L30 64V65H28V69L31 68V71L28 73V75L31 76V78L29 77V80H30L29 82L31 83V84H29V85L32 86V75H33V77L36 76V78H37V75H36V74H38V72L36 73V72H34L33 70L37 71V69L42 68L40 65H42L43 62H41V63L38 62L40 59H36V58H39V57L41 58V57H43L44 61L46 62V65H47V66H50V68H51V70L49 71V73H47V72H45V73H47V74H50V73H51V75H53L55 72H58V71H59L60 68H59L58 66L61 65L60 67H63V65L65 64V62L63 63V61H62V64H63V65L61 64V59L68 58V59H64V61H67V60H68V62H69V59H70V58L66 56L67 54H66L65 52H63V49L65 48V50H67L66 47H68V46H70L71 44H73L72 42H74V41H75V42H78V43H79V42H81V43L83 42V41H76V39H74V37H73L74 41H72V42L69 41L68 38H69V37L71 38V35H70L69 37L66 36L67 38H65V39L67 40V41L65 40V41H66L65 44L67 43V44H66L67 46L64 45V44L62 43L61 46H63V45H64V46L61 47V46L59 45V44H61V42H59V38H62ZM72 36H73V35H72ZM215 36H216V35H214L213 37H215ZM226 36H227V35H226ZM228 36H229V35H228ZM250 36H251V35H250ZM23 37H22V38H23ZM46 37H47V38H46ZM110 37H111V36H110ZM216 37H217V36H216ZM224 37H225V36H224ZM235 37H236V36H235ZM251 37H252V36H251ZM263 37H264V36H263ZM5 38H4V40H5ZM70 38H69V39H70ZM123 38H124V36H123ZM225 38H226V37H225ZM237 38H238V37H237ZM237 38H236V39H237ZM253 38H254V37H253ZM11 39H9V37H8V40H11ZM23 39H24V38H23ZM73 39L71 38V40H73ZM112 39L114 40V37H113V36H112ZM217 39L219 40V38H217ZM217 39H216V40H217ZM248 39H249V38H248ZM250 39L252 40V38H250ZM19 40H20V39H19ZM19 40H18V41H19ZM60 40L62 41V39H60ZM93 40H94V39H93ZM239 40H240V39H238V42H239ZM241 40H242V39H241ZM246 40H247V39H246ZM251 40H248V41L250 42V44H248V45H251ZM262 40H263V39H262ZM6 41H7V40H5V42H6ZM18 41L16 40L15 42L20 43V42H18ZM20 41H21V40H20ZM84 41H85V42H83L82 44H84L85 46L87 45V46L89 47L88 44H89V42L92 41V40H90V41H89V40H84ZM86 41H89V42H87L88 44L86 43ZM94 41H95V40H94ZM229 41H230V40H229ZM248 41H247V42H248ZM252 41H253V40H252ZM3 42H4V41H3ZM5 42H4V44H3V46H5V48H4V47H3V48L6 50V53H7L6 55H7V56H4V58L7 59V57H9V56H8V53L11 54V53H12L11 51L14 50V53L11 54V55H12L13 62H14V65H11L12 63H11V61L8 60V59H7V60L9 61L8 63L6 62L7 60L4 61V58H3V61H4L8 66H9V65H11V67L16 66V64L19 63V61L22 60V58L20 57L19 54L15 53V51H16L15 49H16V47H17V50H18V47H19V49L21 50L20 46H22V50H21V51H22V54H23V52L25 51V50H24L25 47L23 46L24 44L21 45V44L23 43V42L21 41L22 43H21L20 45L15 44V43H14V45H13L12 43H13L14 41H13V42L10 41L11 43L8 41V42L11 44L10 48H8V47H6V45H8L9 43H7V42L5 43ZM41 42H42V41H41ZM53 42H54L55 45L53 44ZM63 42H64V41H63ZM69 42H70V43H69ZM224 42H225V41H224ZM249 42H248V43H249ZM39 43H40V42H39ZM48 43H49V42H48ZM68 43H69L70 45H69ZM232 43H233V42H232ZM253 43H254V42H253ZM10 44H9V45H10ZM50 44H49V45H50ZM238 44H239V43H238ZM238 44H237V45H238ZM240 44H241V43H240ZM12 45H13L14 47H13ZM16 45H17V46H16ZM58 45H59V46H58ZM73 45L75 46V43H74ZM84 45H83V46H84ZM90 45H91L90 48H91L92 52L97 53L98 51L95 50V48H97V46H95L96 44L93 45V43L90 42ZM15 46H16V47H15ZM33 46H34V48H33ZM65 46H66V47H65ZM11 47H13L14 49H11ZM79 47H81V44H80V43H79ZM93 47H94V48H93ZM248 47H249V46H248ZM41 48H42V49H41ZM62 48H63V49H62ZM68 48H70V47H68ZM74 48H75V47H74ZM74 48H72V51H74L73 54H72V56L75 55V53H76L75 51H77V50L74 49ZM38 49H37V50H38ZM44 49H45V50H44ZM73 49H74V50H73ZM80 49H81L80 51L78 50L79 53L77 54V56H78L79 54H80V55L83 54V53H81V52H83V50H82L83 47H81ZM84 49L88 50V48H85V47H84ZM30 50H29V55L31 54V53H30ZM86 50H84V54H83V55L85 56L86 54H88V56H90L92 52H91L90 50H88V51H90V53H89L88 51L86 52ZM93 50H94V51H93ZM98 50H100V49L98 48ZM7 51H8V52H7ZM9 51H10L11 53H10ZM18 51H19V50H18ZM16 52H17V51H16ZM19 52H20V51H19ZM85 52H86V53H85ZM16 54L19 56V61L16 60V58H17V55H16ZM24 54L26 55V52H25ZM3 55H4V54H3ZM13 55H14V56H13ZM15 55H16V57H15ZM33 55L31 54L30 56H33ZM83 55L81 56V57H82V60H83ZM96 55H97V54H96ZM21 56H23V55H21ZM64 56H66V57H64ZM92 56L95 57V55H93V53H92V55H91L90 57L85 56V59H88V61L91 62V60H92V58H93ZM14 57H15V61H14ZM24 57H25V56H24ZM24 57H23V60L25 59V61H26V57H25V58H24ZM79 57H80V56H79ZM86 57H87V58H86ZM90 58H91V60H90ZM96 58H97V57H96ZM96 58H93V59H96ZM10 59H11V58H10ZM35 59L38 60L37 62L40 63V65H36V64H38L37 62H35L36 64H34V61H36ZM127 59H128V58H127ZM23 60H22V61H23ZM70 60H75V59H70ZM79 60H80V59H79ZM16 61H17V63H15ZM22 61H21V62H22ZM25 61H23L24 66H25ZM234 61H235V60H234ZM74 62H75V61H74ZM80 62H81V61H80ZM93 62H94V61H93ZM58 63H59V64H58ZM66 63H67V62H66ZM81 63H82V62H81ZM122 64H123V63H122ZM125 64H127V62H126ZM56 65H57V67H58V70H57V68H56ZM111 65H112V64H111ZM17 66H18V64H17ZM17 66H16V67H17ZM34 66H35V67H34ZM38 66H40V67L37 68ZM47 66H45V64H44V66H43V67H44V70H43V69H40L41 71H42V70H43V71H42V72L39 71V70H38V71L41 72V73H43L44 71H47V69L45 70V68H46ZM64 66H65V65H64ZM69 66H70V65H69ZM69 66H68V67H69ZM0 67H1V68H0V73H1L0 76H1V75L4 76V73L2 74V72H1V70L4 71V69L2 68L3 66H0ZM16 67H14V68H16ZM22 67H23V66H22ZM66 67H67V65H66ZM66 67H65V68H66ZM80 67H82V66H80ZM85 67H86V69H87V65H85ZM85 67H84V70H85ZM113 67H114V66H112V67H110V68L113 69ZM19 68H20V66L17 67L18 70H19ZM23 68H24V67H23ZM32 68H33V69H32ZM35 68H36V69H35ZM47 68H48V67H47ZM50 68H49V69H50ZM69 68H70V67H69ZM110 68H108V69L110 70ZM108 69H107V73H108V71H109ZM23 70L25 71V68H24ZM65 70H66V69H65ZM70 70H71V68H70ZM78 70H79V69H78ZM80 70H82V69H80ZM19 71H20V70H19ZM26 71L28 72L29 70H26ZM60 71L62 72V71H64V70H62V68H61ZM111 71H112V70H111ZM111 71H110L109 74H107V76H108V75H111ZM27 72H25V74H27ZM31 72H34V74H33V73L31 74ZM65 72H66L67 74H66V73L63 74V75H64V77H63L64 79L62 78V74L60 75L61 78L63 79V80H62L63 82H64V81H67V80H65V78H66L67 76H68V77H71V76H73V74H74V73H73V74L71 73L72 75L70 74V75H71V76H70V75H68L67 70H66ZM77 72H78V71H77ZM105 72H106V71H105ZM8 73H9V74H8ZM10 73H11V71L9 72V71L7 70V74H8V76L11 75ZM41 73H40V75L38 74V78H39V76H41ZM58 73H59V72H58ZM58 73H57V74H58ZM75 73H76V72H75ZM83 73H85V78H87L88 76L86 77V74H87L86 71H84ZM7 74H6V72H5V77H4V78H7V79H8V77L6 76ZM19 74H20V73H19ZM25 74H24V75H25ZM55 74H56V73H55ZM55 74H54V75H55ZM57 74H56V75H57ZM59 74H60V73H59ZM76 74H77V73H76ZM76 74H75V76H76ZM12 75L14 76V74H12ZM34 75H35V76H34ZM44 75H45V74L43 73L42 76H44ZM82 75H83V74H82ZM75 76H73V77L76 78ZM9 77H10V76H9ZM47 77H49V76L47 75ZM68 77H67V78H68ZM4 78H3V81H4ZM11 78H12V77H11ZM38 78H37V79H38ZM49 78H50V77H49ZM67 78H66V79H67ZM78 78H79V76H78ZM107 78H108V77H107ZM0 79H1V78H0ZM7 79H6L5 81H7ZM15 79H16V78H15ZM25 79L27 80V76H26V75H25V77H24V80H25ZM33 79H34V78H33ZM58 79L61 80L60 78H58ZM76 79H77V78H76ZM79 79H80V82H82V81L84 80V78H82V77L79 78ZM81 79H83V80H81ZM105 79H106V78H105ZM8 80H10V81L13 83V81H12L11 79H8ZM26 80H25V82H26ZM47 80H48V78H47ZM49 80H50V79H49ZM51 80H52V81H51ZM51 80H50V81L53 82L52 77H51ZM69 80H71V79H69ZM69 80H68V81H69ZM72 80H73L74 82H77V81L79 82L78 79H77V81H75V80L72 78ZM87 80H88V79H87ZM3 81H2V79L0 80V83H1V84H0V89H2V91H3V92L0 91V94H1V93L4 94V90H5V92H6V90H7V92H9V89H10V88H14V87H12V84H7V86L9 85L10 88H9V87H8V88L6 87V89H5L4 87H5L6 85H3ZM10 81H7V83L10 82ZM15 81H16V80H15ZM33 81H34V80H33ZM11 82H10V83H11ZM51 82H49V83H51ZM54 82H55V81H54ZM69 82H72V81H69ZM74 82H72V84H73L72 88L69 87V91L72 89V90H71L72 93H74L76 90H79V89H80V88H78V86L76 87V85H77V84L79 85L80 82H79V83L77 82V84L74 83ZM103 82H104V81H103ZM17 83H18V81H17ZM17 83H15L14 85L17 86V85L20 84V82H19L18 84H17ZM33 83H35V82H33ZM59 83H60V82H59ZM83 83H84V81H83ZM236 83H237V82H236ZM238 83H239V82H238ZM238 83H237V84H238ZM240 83H242V82H240ZM47 84H48V83H47ZM53 84H54V83H52V84H50V85H53ZM55 84H56V82H55ZM55 84H54V86H55ZM60 84L62 85V82H61ZM64 84H65V86H64V85H63V86L66 88V86H67L68 83L66 84V83L64 82ZM75 84H76V85H75ZM237 84H236V85H237ZM14 85H13V86H14ZM27 85H28V84H27ZM48 85H49V84H48ZM48 85H47V86H48ZM61 85H60V86H61ZM74 85H75V86H74ZM81 85H82V84H81ZM99 85H100V84H99ZM238 85H239V84H238ZM19 86H20V85H19ZM21 86H22V85H21ZM21 86H20V87H21ZM31 86H30V87H31ZM47 86H46V90L48 91ZM90 86H91V84H89V87H90ZM64 87H63V89L65 90ZM75 87H76L77 89H76ZM79 87H80V86H79ZM92 87H93V86H92ZM234 87H236V86H234ZM234 87H233V89H234ZM241 87H242V84H241ZM31 88H32V87H31ZM208 88H209V87H208ZM242 88H243V87H242ZM15 89H16V87H15ZM55 89H57V88H55ZM60 89L62 90V87H61ZM67 89H68V88H67ZM67 89H66V90H67ZM73 89H76V90H73ZM237 89H238V88H236V90H237ZM10 90L12 91V89H10ZM13 90H14V89H13ZM21 90H23V92H22V91H20V92L24 93V89L22 88ZM58 90H59V88H58ZM66 90H65V91H66ZM89 90H90V89H89ZM206 90H207V89H206ZM208 90H210V89H208ZM15 91H16V90H15ZM51 91H52V92H51ZM53 91H54V90H50V91H49L50 94L48 93V95L51 96L53 93H57V92H55L56 90H55L54 92H53ZM62 91H63V90H62ZM62 91H61V93H62ZM65 91H63V92H65ZM80 91H81V89H80ZM58 92H59V91H58ZM67 92H68V91H67ZM81 92H82V91H81ZM223 92H224V91H223ZM14 93H15V92H14ZM17 93H18V91H17ZM15 94H16V93H15ZM67 94H71V93L68 92ZM67 94H64V95H67ZM80 94H81V93H80ZM19 95H20V93H19ZM4 96H5V94L2 95V98H1L2 100H4V99H3ZM12 96H13V92H11V97H12ZM17 96H18V95H17ZM53 96H54V95H53ZM72 96H73V95H72ZM76 96H78V93L75 94L74 97H76ZM219 96H220V95H219ZM223 96H224V95H223ZM230 96H232V95H230ZM236 96H237V95H236ZM0 97H1V95H0ZM20 97H22V100H26V99H24L23 95H22V96H18V98H20ZM58 97H59V96H57V98H58ZM67 97H68V96H67ZM220 97H222V96H220ZM226 97H228V96H226ZM226 97H225L224 100H226ZM237 97H238V96H237ZM8 98H9V95H8ZM12 98H13V97H12ZM12 98H11L10 100H12V102L16 105V107H17V104L20 105L21 102H22L21 104H24L23 101H22L21 99H20V100H21L20 103H18L19 101L14 100L15 96H14L13 99H12ZM49 98H52V96L49 97ZM76 98H78V97H76ZM79 98H80V97H79ZM54 99H55V98H54ZM69 99H71V98H69ZM227 99H229V98H227ZM230 99H232V98H230ZM235 99H236V98H235ZM13 100H14V101H13ZM49 100H50V99H49ZM52 100H53V98H52ZM52 100H50V101L52 102ZM60 100H61V103H62L63 100H62L61 98H60ZM72 100H73V99H72ZM74 100H75V101H73V102L69 101V106H71L72 103H73V105H74V103L76 102V99H74ZM77 100H78V99H77ZM218 100H219V99H218ZM222 100H223V98H222ZM222 100H220V101H222ZM233 100H234V99H233ZM233 100H232V101H233ZM16 101H17V104H16ZM55 101H57V100H55ZM58 101H59V100H58ZM234 101H235V100H234ZM234 101H233V102H234ZM24 102H25V101H24ZM226 102H227V101H226ZM239 102H240V101H239ZM0 103H1V102H0ZM56 103H57V102H56ZM63 103H64L65 106H66V105L68 106V101H67V102H63ZM63 103H62V104H63ZM65 103H66V104H65ZM77 103H78V101H77ZM222 103H223V102H221V104H222ZM231 103H232V102H231ZM231 103H230V104H231ZM3 104H5V103H2V106H1V104H0V106H1V107H0V122H1V117H4V115L7 114V112L4 111V110H6V109L4 108L6 105H3ZM52 104H53V103H52ZM12 105H13V104H12ZM75 105H76V104H75ZM225 105H227V104H225ZM233 105H234V103H233ZM23 106H24V105H23ZM57 106H58V105H57ZM12 107L15 108V106H12ZM18 107H19V106H18ZM218 107H219V106H218ZM234 107H235V106H234ZM14 108H13V109H14ZM44 108H45V107H43V109H44ZM67 108H68V107H67ZM223 108H224V107H223ZM225 108H226V107H225ZM47 109H48V108L44 109L43 111L45 112V111H47ZM50 109H51V108L49 107L48 110H50ZM65 109H66V108H65ZM7 110H8V109H7ZM15 110H16V109H15ZM15 110H13V112H15ZM40 110L42 111V107L40 108ZM193 110H194V109H192V111H193ZM16 111H18V110H16ZM67 111H68V110H67ZM67 111H66V112H67ZM219 111H220V110H219ZM246 111H247V110H246ZM249 111H250V110H249ZM13 112H12V113H13ZM47 112H48V111H47ZM222 112H223V111H222ZM243 112H245V110H244ZM67 113H68V112H67ZM74 113H75V112H74ZM74 113H73V114H74ZM14 114H15V113H14ZM190 114H191V113H190ZM221 114H222V113H221ZM224 114H225V113H224ZM226 114H227V113H226ZM229 114H230V113H229ZM11 115H12V114H11ZM74 115H77V114H74ZM191 115H192V114H191ZM219 115H220V114H219ZM227 115H228V114H227ZM5 116H6V115H5ZM12 116H13V115H12ZM66 116H67V115H66ZM68 116H69V115H68ZM71 116H72V115H70V117H71ZM170 116H171V115H170ZM217 116H218V115H217ZM222 116H223V115H222ZM246 116H247V115H246ZM8 117H9V116H8ZM70 117H69V118H70ZM74 117L76 118V116H74ZM191 117H192V116H191ZM172 118H173V117H172ZM182 118H184V117H182ZM218 118H219V117H218ZM220 118H221V117H220ZM73 119H74V118H73ZM170 119H171V118H170ZM170 119H169V120H170ZM175 119H176V118H175ZM178 119H179V118H178ZM178 119H177V120H178ZM189 119H191V118H189ZM4 120H6V118H4ZM15 120H16V119H15ZM75 120H77V119H75ZM171 120L173 121L174 119H171ZM185 120H186V119H185ZM212 120H213V118H212ZM223 120H225V119H223ZM11 121L13 122V120H11ZM65 121H66V119H65ZM67 121H69V120L67 119ZM70 121H71V120H70ZM70 121H69V122H70ZM72 121H73V120H72ZM77 121H78V120H77ZM77 121H76V123H75L76 125L79 124ZM166 121H167V120H166ZM172 121H171V123H172ZM213 121H214V120H213ZM227 121H228V119H227ZM259 121H260V120H259ZM2 122H4V121H2ZM5 122H6V121H5ZM14 122H16V121H14ZM14 122H13V123H14ZM17 122H20V120L17 121ZM17 122H16V123H17ZM61 122H63V121H61ZM69 122H68L67 124H69ZM163 122H164V121H163ZM173 122H175V121H173ZM13 123H11V124H12L13 126H15V128H21L20 126L24 125V124L20 125L21 123H23L22 121L20 122V124L18 123L17 125H16L15 123H14V124H13ZM3 124H5V123H3ZM3 124H2V125H3ZM178 124H179V122H178ZM212 124H213V122H212ZM225 124L228 126L227 123H225ZM257 124H258V123H257ZM7 125H9V124H7ZM19 125H20V126H19ZM172 125H173V124H171V126H172ZM179 125H180V124H179ZM241 125H242V124H241ZM17 126H18V127H17ZM78 126H79V125H78ZM173 126H174V125H173ZM211 126H212V125H211ZM214 126H215V125H214ZM214 126H212V127H214ZM256 126H257V125H256ZM261 126H262V125H261ZM0 127H1V124H0ZM164 127L166 128V126H164ZM176 127H177V126H176ZM176 127H175V128H176ZM223 127H224V126H223ZM228 127H229V126H228ZM243 127H245V126L243 125ZM253 127H254V126H253ZM22 128H24V126H22ZM75 128H76V127H75ZM168 128H169V127H168ZM171 128H172V127H171ZM177 128H179V126H178ZM255 128H256V127H255ZM5 129H6V128H5ZM24 129L26 130L27 128H24ZM30 129H31V128H29V129H27V130H30ZM78 129H79V128H78ZM212 129H215V127L212 128ZM225 129H226V128H223L224 131H225ZM259 129H261V128L259 127ZM259 129H258V131H256V132L254 131V132H255V134L253 133L254 135L252 134V132H253L252 129H251L252 132L249 131V132L251 133V135L254 136V138H253L252 136H250L249 132H248V134H249L250 137H252V138H251L252 140H250L251 142H253L254 139H257V138L260 139V138H261L262 140H261V139L259 140V144H258V141H257L258 139L255 140V142H257V144H258L259 146H261L262 144L264 145V142L260 145V142L264 141V137H263V136H264V135H263L264 132H261L262 129H261V130H259ZM8 130H9V129H7V131H6L7 133H9ZM21 130H22V129H21ZM34 130H35V129H34ZM34 130H31V132H32V131L34 132ZM79 130H80V129H79ZM174 130H175V129H174ZM176 130H177V129H176ZM176 130H175V132H176ZM189 130H190V129H189ZM226 130H228V129H226ZM249 130H250V127H249ZM1 131L4 132L5 130L2 129ZM10 131H12V130H10ZM35 131H36V130H35ZM214 131H216V129H215ZM218 131H219V130H218ZM235 131H236V130H235ZM245 131H246V130H245ZM6 132H4V133L2 134V138H1V139H4V138H5V136L7 135ZM20 132H22V131H20ZM75 132H76V131H75ZM179 132H182V131H179ZM179 132H178V134H179ZM184 132H185V131L183 130L182 135H183ZM227 132H229V131H227ZM246 132H247V131H246ZM259 132H261L262 134L259 133ZM13 133H14V132H13ZM193 133H194V132H193ZM197 133H198V132H197ZM229 133H230V132H229ZM256 133L262 135V137L259 138L260 135L258 136ZM9 134H10V133H9ZM15 134H16V133H15ZM15 134H14V136H15ZM72 134H73V133H72ZM161 134H162V132H161ZM165 134H166V132H165ZM165 134H162V135H165ZM180 134H181V133H180ZM212 134H214V133H212ZM215 134H216V133H215ZM236 134H237V133H236ZM3 135H4V137H3ZM16 135H17V134H16ZM73 135H74V134H73ZM172 135H173V134H172ZM175 135L177 136V133H174V136H175ZM218 135H219V134H218ZM256 135H257L258 137H256ZM0 136H1V135H0ZM158 136H160V134H158ZM166 136H167V135H166ZM166 136H165V137H166ZM174 136H173V138H174ZM243 136H244V135H243ZM8 137H9V136H7V138H8ZM161 137H163V136H161ZM165 137H164V138H165ZM178 137H181V136H177V138H178ZM240 137H241V136H240ZM246 137H247V135H246ZM250 137H248V139H249ZM19 138H25V136H24V137H21V135L19 134ZM175 138H176V137H175ZM181 138H182V137H181ZM209 138H210V137H209ZM209 138H208V139H209ZM231 138H232V137H231ZM159 139H160V138L157 137V140H159ZM162 139H163V138H162ZM162 139H160V141H161ZM165 139H166V138H165ZM165 139H163V140H165ZM218 139H220V137H219ZM163 140H162V142H163ZM171 140H172V139H171ZM176 140H177V139H176ZM178 140H180V139L178 138ZM9 141H10V140H9ZM11 141H12V140H11ZM11 141H10V142H11ZM209 141H210L209 145H210L212 142H214V141H212V140H210V139H209ZM209 141H208V142H209ZM211 141H212V142H211ZM226 141H227V139H226ZM2 142H3V141H2ZM4 142H5V141H4ZM162 142H161V143H162ZM165 142H166V141H165ZM179 142H180V141H179ZM219 142H220V141H219ZM227 142H228V141H227ZM248 142H249V141H248ZM6 143H7V141L5 142V145H3V146H6V145H7V146H6V149H7V148H10L11 146H9V145H12V144H13V143H10V144L8 145V144H6ZM156 143H157V142H156ZM173 143H174V142H173ZM220 143L225 144V143H224V140H223V142L221 141ZM235 143H236V142H235ZM14 144H15V143H14ZM158 144H159V143H158ZM167 144H168V143H167ZM186 144H187V143H186ZM212 144L214 145V143H212ZM243 144H244V143H243ZM251 144H252V143H251ZM251 144H250V145H251ZM257 144H256V145H257ZM161 145H162V144H161ZM165 145H166V144H165ZM169 145H170V144H169ZM172 145H174V144H172ZM176 145H177V144H176ZM178 145H179V144H178ZM216 145H218V143H217ZM240 145H241V144H240ZM258 145H257V146H258ZM156 146H157V145H156ZM162 146L164 147V145H162ZM162 146H161V147H162ZM166 146H168V145H166ZM166 146L164 147L165 149H166ZM214 146H215V145H214ZM219 146H220V147H219ZM219 146H218L217 148H221V149H222L223 146H221V145H219ZM231 146H232V145H231ZM243 146H244V145H243ZM245 146H246V144H245ZM252 146H253V145H252ZM259 146H258V147H259ZM12 147H13V146H12ZM168 147H169V146H168ZM179 147H180V146H179ZM179 147L176 146V147H175V148H176L175 151H176L177 148H179ZM228 147H229V146H228ZM233 147H235V146L233 145ZM262 147H263V148H262ZM262 147H261V148L264 149V146H262ZM217 148H216V149H217ZM250 148H251V147H250ZM259 148H260V147H259ZM261 148H260V149H261ZM1 149H2V148H1ZM168 149H170V147H169ZM209 149H210V148H209ZM212 149H213V147H212ZM223 149L225 150V147H224ZM228 149H229V148H228ZM254 149H255V148H254ZM254 149H252V150H254ZM256 149H257V148H256ZM260 149H259V150H260ZM4 150H5V149H4ZM160 150H161V149H160ZM160 150H159V151H160ZM170 150H171V149H170ZM207 150H208V149H207ZM218 150H219V149H218ZM224 150H223V151H224ZM7 151H8V149H7ZM166 151H169V150H166ZM189 151H190V150H189ZM202 151H203V150H202ZM215 151H216V150H215ZM221 151H222V150H221ZM221 151H220V153L217 152L216 155H215L214 157L218 156L217 154H219V156H222V157H223V156H224V153H223V151H222V152H221ZM226 151H227V150H226ZM226 151H224V152H226ZM231 151H232V150H231ZM261 151H262V152H261ZM261 151H259V152H261V153L264 152L263 150H261ZM5 152H6V151H5ZM5 152H3V153H5ZM198 152H199V151H198ZM200 152H201V151H200ZM200 152H199V153H200ZM211 152H212V151H211ZM228 152H229V151H228ZM235 152H236V151H235ZM253 152H254V151H253ZM162 153H165V152H164V149H163V152H162ZM205 153H206V152H205ZM222 153H223V154H222ZM165 154H166V153H165ZM200 154H201V153H200ZM241 154H242V153H241ZM263 154H264V153H263ZM206 155H207V154H206ZM228 155H229V157L232 158V156L234 157L235 154H233V155L228 154ZM228 155H227V156H228ZM244 155H245V154H244ZM250 155H251V154H250ZM182 156H183V155H182ZM182 156H181V157H182ZM219 156H218V157H219ZM225 156H226V154H225ZM237 156H238V153H237ZM178 157H179V156H178ZM206 157H207V156H206ZM208 157H209V156H208ZM179 158H180V157H179ZM216 158H217V157H216ZM216 158H215V159H216ZM253 158H254V157H253ZM256 158H257V157H256ZM261 158H262V157H261ZM2 159H3V158H2ZM201 159H202V158H201ZM201 159H200V160H201ZM212 159H213V158H212ZM217 159H218V160H215V161H219V158H217ZM221 159H222V158H221ZM223 159H226V157H224ZM233 159H234V158H233ZM236 159H237V158H236V155H235V160H236ZM257 159H258V158H257ZM181 160H182V158H181ZM202 160H203V159H202ZM235 160H234V161H235ZM250 160H251V159H250ZM253 160H254V159H253ZM159 161H160V160H159ZM167 161H168V160H167ZM190 161H191V160H190ZM190 161H189V162H190ZM222 161H223V160H222ZM241 161H242V160H241ZM246 161H247V160H246ZM255 161H256V160H255ZM259 161H260V160H259ZM263 161H264V160H263ZM1 162H2V161H1ZM1 162H0V163H1ZM4 162H5V161H4ZM4 162H3V163H4ZM156 162H157V161H156ZM203 162H204V161H203ZM219 162H220V161H219ZM219 162H218V163H219ZM235 162H236V161H235ZM235 162H234V163H235ZM244 162H245V161H244ZM249 162H250V161H249ZM249 162H248V163H249ZM261 162H262V161H261ZM165 163H166V162H165ZM169 163H170V162H169ZM200 163H201V162H200ZM221 163H222V162H221ZM221 163H220V164H221ZM237 163H238V162H237ZM253 163H254V162H253ZM255 163H257V162H255ZM195 164H196V163H195ZM220 164H219V165H220ZM228 164H229V163H228ZM257 164H258V163H257ZM155 165H156V164H155ZM157 165H158V164H157ZM159 165H160V163H159ZM169 165H170V164H169ZM174 165H175V164H174ZM198 165L201 166L200 164H198ZM221 165H222V164H221ZM226 165H227V164H226ZM240 165H241V164H240ZM242 165H243V164H242ZM261 165H263V164L261 163ZM261 165L259 164V166H261ZM186 166H187V165H186ZM238 166H239V165H238ZM259 166H258V167H259ZM161 167H162V166H161ZM243 167H245V166H243ZM254 167H255V166H254ZM238 168H240V166H239ZM238 168H237V169H238ZM249 168H250V167H249ZM0 169H1V168H0ZM255 169H256V168H255ZM259 169H261V168H259ZM242 170H243V169H242ZM244 170H245V169H244ZM249 170H250V169H249ZM257 170H258V169H257ZM0 171H1V170H0ZM171 171H173V170H171ZM252 171H253V170H252ZM260 171H261V170H260ZM161 172H162V173H161V174H157V176L160 177L161 175L165 174V175L161 176L162 178H164V177H169L170 174H173V175L175 174V176H176V175L178 176V174H179V173L176 174V170H174L175 173H168V172H170V171H168V172H167V175H166V172L163 173V172H164L163 170H161ZM257 173H258V172H257ZM262 173H263V172H262ZM262 173H259V174H262ZM1 174H2V173H1ZM180 174H181V173H180ZM259 174H258V175H259ZM173 175H172V177H173ZM175 176H174V177H175ZM193 176H194V178H192V176H191L192 180H190V182L193 181V180L195 179V176H196V175L193 174ZM263 176H264V173H263ZM161 177H160V178H161ZM181 177H182V179L184 178V176H181ZM196 177H198V176H196ZM199 177H200V175H199ZM258 177H259V176H258ZM170 178H171V176H170ZM202 178H203V177H202ZM236 178H238V177H236ZM0 179L2 180V181L0 180V181H1L0 185H1V184L3 183V179H2L1 177H0ZM5 179H6V178H5ZM165 179H166V178H165ZM165 179H162V180L160 179L159 182L162 183L163 185L170 184V183H167V182H166L167 179H166V180H165ZM178 179H179V177H178ZM7 180H8V179H7ZM158 180H159V179H158ZM164 180H165V182H161V181H164ZM169 180H170V179H169ZM176 180H177V179H176ZM203 180H205V179L203 178ZM254 180H255V179H254ZM180 181H181V179H180ZM175 182H176V181H175ZM181 182H182V181H181ZM181 182H180V183H181ZM188 182H189V181H188ZM204 182H205V181H204ZM206 182H208V181H206ZM263 182H264V181H263ZM263 182H262V184H263ZM9 183H10V181H8V183H7V182H5V180H4V184L7 185V184H9ZM160 183H159V184H160ZM180 183H178V184H180ZM182 183H183V182H182ZM182 183H181V184H182ZM201 183H203V182H201ZM242 183H243V182H242ZM4 184H3V186L1 185V186H2L1 188L4 187ZM157 184H158V183H157ZM159 184H158V185H159ZM162 184H161V185H162ZM171 184H173V183H171ZM192 184H193V183H192ZM198 184H199V183H198ZM198 184H195V183H194L193 185H195V187H196V185H198ZM205 184H206V183H205ZM243 184H244V183H243ZM257 184H259V183H257ZM152 185H153V184H152ZM152 185H149V184L146 185V184H145L144 186H145V189H146V188H148L149 186H152ZM161 185H160L159 187H163V185H162V186H161ZM174 185H176V184H174ZM182 185H184V184H182ZM182 185H181V186H182ZM200 185H202V184H199V186H200ZM206 185H208V184H206ZM259 185H260V184H259ZM167 186H168L169 188H171L169 185H167ZM171 186H172V185H171ZM188 186H189V184H188ZM191 186H192V185H191ZM199 186H198V187H199ZM202 186H203V185H202ZM250 186H251V185H250ZM165 187H166V186H165ZM195 187H194V188H195ZM198 187H197V193L200 192V191H203V190H202V189H203L202 187H201L202 189H201L200 187H199V188H198ZM204 187H205V185H204ZM208 187H211V186L208 185ZM208 187H207V188H208ZM240 187H241V186H240ZM240 187H239V188H240ZM6 188H10V187H6ZM154 188L156 189V188H158V187H154ZM166 188H167V187H166ZM172 189H173V188H172ZM195 189H196V188H195ZM198 189H199V190H198ZM205 189H206V188H204V190H205ZM224 189H225V188H224ZM252 189H253V188H252ZM1 190H2V189H1ZM1 190H0V191H1ZM8 190H9V189H8ZM10 190H11V189H10ZM10 190H9V191H10ZM156 190H158V189H156ZM177 190H178V189H177ZM177 190H176V191H177ZM179 190H180V189H179ZM149 191H150V188H149L148 192H149ZM152 191H153V190H152V188H151V192H152ZM158 191H159V190H158ZM158 191H157V193H158ZM160 191H161V189H160ZM205 191H207V190H205ZM205 191H203L202 193L204 194ZM210 191H211V190H210ZM247 191H248V190H247ZM253 191H254V190H253ZM1 192H2V191H1ZM1 192H0V194H3V192L6 193V191H4V190H3L2 193H1ZM14 192H15V191H13V193H14ZM146 192H147V189H146ZM151 192H150V194H151ZM154 192H155V191H154ZM170 192H175V189L172 190V191L170 190ZM224 192H225V191H224ZM5 193H4V194H5ZM157 193H156V194H157ZM159 193H161V192H159ZM166 193H167V191H166ZM208 193H209V192H208ZM227 193H228V192H227ZM231 193H234V192L231 191ZM9 194H11V193L8 192V193L6 194V196L9 195ZM181 194H182V193H180V198H181L182 196H183V197H186V196H187L186 194H185L186 196H184L183 194L181 195ZM198 194H199V193H198ZM234 194H235V193H234ZM146 195H148V194H146ZM146 195H144V196H146ZM178 195H179V194H178ZM201 195H202V194H200V196H201ZM229 195H230V194H229ZM170 196L172 197V195H170ZM206 196H208L207 193H206V195L203 196V197H205V200H206V198H208V197H206ZM209 196H210V195H209ZM214 196H215V195H214ZM201 197H202V196H201ZM203 197H202V198H203ZM256 197H257V196H256ZM0 198H1V195H0ZM187 198H188V196L186 197V199H187ZM219 198H220V197H219ZM233 198H234V197H233ZM258 198H259V197H258ZM260 198H261V197H260ZM8 199L10 200V198H7L6 202H8ZM167 199H168V198H167ZM167 199H165L166 202H167ZM170 199H171V198H170ZM170 199H168V200L170 201ZM172 199L175 200L174 198H172ZM181 199H182V201H185V198H184V200H183V198H181ZM209 199H210V198H209ZM215 199H216V198H215ZM224 199H228V200H229V198H226L225 195H224ZM236 199H238V198L236 197ZM163 200H164V199H163ZM163 200H161L160 203H159L158 200H157V204H158V203L161 204V202H162ZM165 200H164V201H165ZM187 200H188V199H187ZM207 200H208V199H207ZM230 200H231V199H230ZM239 200H240V199H239ZM262 200H263V199H262ZM169 201L167 202V206H170V208H171V206L173 205V201H170V202H169ZM231 201H232V200H231ZM237 201H238V200H237ZM245 201H247V200H245ZM245 201H243V202H245ZM249 201H250V200H249ZM166 202H164V203H162V204L165 205ZM171 202H172V204H171ZM175 202H176V201H175ZM185 202H186V201H185ZM211 202H212V200L210 201V203H211ZM224 202L226 203L227 201H224ZM229 202H230V201H229ZM238 202H239V201H238ZM240 202H242V201H240ZM251 202H252V201H251ZM147 203H148V202H147ZM169 203H170V204H169ZM219 203H220V202H219ZM221 203H222V202H221ZM227 203H228V202H227ZM230 203H231V205H229L228 208H230V209H229L230 211L234 212V213H232L233 215H234L235 213L237 214V212H235V211H238V214H239L240 212L242 213V211H241L242 209H245V208H241V205H240L239 207L236 206V205H239V204H236V203H235L236 205H234V204H233L234 202H233V203L230 202ZM259 203H260V202H259ZM113 204H114V203H113ZM177 204H178V203H177ZM180 204H181V203H180ZM180 204H179V206H180ZM228 204H229V203H228ZM11 205H12V204H10V207H12ZM143 205H144V204H143ZM143 205H142V206H143ZM146 205H147V204H146ZM183 205H184V204L182 203V206H183ZM225 205L228 206L227 204H225ZM7 206H9V204H8ZM116 206H117V207H116ZM116 206L114 207L113 212H117V211H118L119 214H120L121 212L124 211V210H122V209H126V208L122 207V209L120 210V208L118 207V204H117ZM140 206H141V205H140ZM149 206H151V203H150ZM149 206H147V207L150 208ZM153 206H154V205H153ZM153 206H151V208H152ZM159 206H160L161 208H162V207H165L166 210H169V209H168L169 207L166 208V205H165V206H163V205H162V206L159 205ZM159 206H157V207H159ZM176 206H177L176 204L173 205V206H172V207H173L172 209H174ZM5 207H6V206H5ZM154 207H156V206H154ZM255 207H256V206H255ZM7 208H8V207H7ZM117 208H119V210H120L121 212H120ZM144 208H145V205H144ZM148 208H146V209H148ZM161 208H160V209H161ZM178 208H179V207H178ZM181 208H182V207H181ZM204 208H205V207H203V210L200 209L199 211H201V210H202V211H206V209L204 210ZM206 208H207V207H206ZM228 208H227V209H228ZM262 208H263V207H262ZM3 209H4V207H3ZM8 209H9V208H8ZM116 209H117V211H115ZM137 209H138V208H137ZM146 209H144V210H146ZM158 209H159V208H158ZM160 209H159V212H160V211L162 212V211L164 210V209H163V210H162V209L160 210ZM179 209H180V208H179ZM179 209H177V211H176V212H177L176 215L179 214L178 212L182 211L183 208L180 209V210H179ZM207 209H208V208H207ZM220 209H221V208H220ZM239 209H241L240 212H239ZM6 210H7V209L3 210V213H4V214H5L4 211H6ZM126 210H127L126 213L129 212L128 215H129L130 213H134V214H131V215L134 216V217H133V218H134V219H133L134 221H135V219L137 220L136 223H138V222L141 221V220H142V222L144 221L143 218L138 217V215L135 214L134 211H131V212H130V211H128V209H126ZM126 210H125V211H126ZM141 210H142V209H141ZM150 210H151V209H150ZM155 210H156V209H155ZM0 211H1V210H0ZM125 211H124L123 213H125ZM139 211H140V209H139ZM156 211L158 212V210H156ZM164 211H165V210H164ZM164 211H163V213H164ZM169 211H170V210H169ZM169 211H166V212L169 213ZM183 211H187V210L184 209ZM194 211H195V209H194ZM207 211H209V210H207ZM207 211H206V212H207ZM225 211H226V210H225ZM263 211H264V209H263ZM6 212H7V211H6ZM159 212H158V213H159ZM166 212H165V213H166ZM170 212H171V215L168 214V215H170L169 218L172 217V212H173V210L170 211ZM126 213H125V214H126ZM163 213H162V214H163ZM165 213H164V214H165ZM202 213H203V212H202ZM207 213H208V212H207ZM209 213H210V212H209ZM209 213H208V214H209ZM212 213H213V212H212ZM212 213H210V214H212ZM4 214H3V215H4ZM121 214H122V213H121ZM152 214H155V213H152ZM159 214L161 215V213H159ZM164 214H163V215H164ZM183 214L186 215V212H185V213H184V212H183V213L180 212V214L177 215V217L182 216ZM198 214H199L200 216L197 215V218H198L197 221L199 220V222L201 221L202 224H203V223H204V216H203V219H202L203 221H202V220H200V219L202 218L201 215H203V214H201V212L198 213ZM230 214H231V213H230ZM236 214H235V215H236ZM1 215H2V212H1ZM3 215H2V216H3ZM104 215H105V218H106V214H104ZM131 215H129V216H131ZM145 215L148 216L147 213H146ZM185 215L182 216L184 219H185ZM191 215H192V214H191ZM225 215H226L225 217H228L227 213H226ZM155 216H157V215L155 214ZM186 216H187V215H186ZM195 216H196V215H195ZM195 216H194V217H195ZM208 216H210V215H208ZM222 216H223V215H222ZM237 216H238V215H237ZM115 217H117V216H115ZM135 217H136V218H135ZM164 217H165V216H164ZM166 217H167V216H166ZM182 217H181V218H182ZM199 217H201V218L199 219ZM205 217L207 218V215H206ZM210 217H211V216H210ZM131 218H132V217H131ZM137 218H139L140 220L137 219ZM188 218H189V216H187L186 220H187ZM192 218H193V217H192ZM0 219L2 220L3 218H0ZM172 219H173V218H170L171 221H173ZM207 219H208V218H207ZM209 219H210V220H208L209 225H208V224H205V223H204L205 225H204V224H203V225L201 224L203 228H204L205 226H207V225H208V226L206 227V229H203V234H202V237H203V239H204V244H202L203 242H202L201 244H202L205 248L200 247V248H202L206 253H208V256L210 255V257L214 256V255H212V254L210 253L211 250L214 252V253L212 252L213 254H216V257H214V258H215L214 261H211V262L207 261L208 264H221L223 261H225V256H226V254H227L228 252H230V253H229V254H230L229 257L231 258V259H230L231 261L228 259L229 262H230V264H231V263H232V264H238L240 258H243L245 255L243 256V252H240V251H241L240 249L233 247V246H235V243L233 244L234 241L231 240V239H232L231 237H230L231 239H230V238H228V239H229L230 241H232V243L228 240V241L230 242V244H228L229 242L227 243L226 240L224 241V237H223V241H222V242H225L226 245H220V243H219V237H220V235H219V233L217 234V232L215 231L217 228L215 227L216 229L214 228V230H212L211 232L209 231V230H210V227H214L213 225H210V221H214V220H215V219H214V216H212V219H211V218H209ZM222 219H223V217H222ZM224 219L226 220V218H224ZM228 219H230V218H228ZM1 220H0V221H1ZM126 220H127V219H125V221H126ZM167 220H169V219L167 218ZM182 220H183V219H182ZM182 220H179V221H182ZM186 220H185V222L182 221L183 223H182L181 225L184 224V225L182 226L183 228H185L184 226H188L187 224H190V223L186 222ZM195 220H196V219H195ZM205 220H206V219H205ZM231 220H233V219H231ZM174 221H176V220H174ZM177 221H178V220H177ZM177 221H176V222H177ZM179 221H178V222H179ZM206 221H207V220H206ZM206 221H205V222H206ZM223 221H224V220H223ZM229 221H230V220L226 221V223L228 222L227 224H229ZM239 221H240V219H238V221H234V222L239 223ZM93 222H94L93 220L90 221V223H92V224H93ZM97 222H98V221H97ZM119 222H120V221H119ZM122 222H123V221H122ZM126 222H127V221H126ZM132 222H133V221H132ZM132 222H131V223L129 222V224H128V225L131 226V227H132V224H133ZM208 222H207V223H208ZM256 222H257V221H256ZM0 223H1V222H0ZM95 223H96V221L94 222V224H95ZM109 223H110V222H109ZM117 223H118V222H117ZM139 223H141V222H139ZM139 223H138V224H139ZM158 223H159V222H158ZM211 223H212V222H211ZM226 223H225V224H226ZM237 223H230L229 225L232 224V228H234L233 224H237ZM97 224L100 225V224H103V223H99V222H98ZM130 224H131V225H130ZM174 224H176V225H173V226H177V227H180V226H181V225L178 226V225H177L178 223H174ZM179 224H180V222H179ZM194 224H195V223H194ZM199 224H200V223H199ZM212 224H213V223H212ZM239 224H241V221H240ZM239 224H238V225H239ZM242 224H243V223H242ZM244 224H245V223H244ZM244 224H243V225H244ZM252 224H253V223H252ZM99 225H97V226H99ZM105 225H106V224H105ZM105 225H104V228H106ZM110 225L113 226V227H115L116 224H115V225H114V224L112 225V223H111ZM117 225H118V224H117ZM150 225H151V224H149L148 226L150 227ZM158 225H159V224H158ZM191 225H192V224H190L188 227H190ZM217 225H218V224H216V226H217ZM245 225H246V224H245ZM87 226H88V225H87ZM102 226H103V225H102ZM111 226H110V227H111ZM118 226H119V225H118ZM148 226H147V227H148ZM209 226H210V227H209ZM236 226H237V225H236ZM91 227H92V228H91ZM126 227H127V225H126ZM151 227H152V226H151ZM153 227H154V226H153ZM167 227H168V226H167ZM195 227H196V225H195ZM197 227H198V226H197ZM208 227H209V230H208ZM219 227L221 228V226H219ZM219 227H218V228H219ZM237 227H238V226H237ZM239 227H240V231H241V230H242V228H241L242 226L240 225ZM259 227H260V226H259ZM89 228L93 229V228H94V225H93V226H92V225H89ZM89 228H88V229H89ZM154 228H155V227H154ZM220 228H219L218 230H220ZM246 228H247V227H246ZM91 229H90V231H91ZM94 229H95V231H96V230H97V231H96V232H92V231H93V230H92L91 233H94V234L96 233V234H97V232H99L100 235L102 234V233H100V231H99L98 229H96V227H95ZM109 229L111 230V229H113V228H109ZM109 229H106V231L109 230ZM114 229H116V228H114ZM136 229H137V228H136ZM150 229H151V228H150ZM171 229H172V228H171ZM211 229H213V228H211ZM235 229H236V228H235ZM247 229H248V228H247ZM263 229H264V228H263ZM161 230H162V229H161ZM191 230H192V229H191ZM199 230H200V229H199ZM225 230H226V228H225ZM225 230H224V231H225ZM230 230H231V229H229V231H230ZM245 230H246V229H245ZM102 231H104V230H102ZM102 231H101V232H102ZM121 231L124 233L123 228H121ZM133 231H135V229H133ZM162 231H163V230H162ZM188 231H189V230L186 229V231H184V232L187 233ZM224 231H223V233H224ZM232 231H233V230H231V232H232ZM247 231H248V230H247ZM84 232H85V231H84ZM87 232H88V233H87ZM87 232H86V233L89 234L88 236H90L89 231H87ZM164 232H165V231H164ZM164 232H163V233H164ZM178 232H179V231H178ZM184 232H181V233H184ZM196 232H197V231H196ZM225 232H226V231H225ZM231 232H230V233H231ZM235 232H236V231H235ZM235 232H234L233 235L236 234ZM76 233H77V232H76ZM86 233H84V234L82 233V234H81V232H80V233H77V234H79V235H85ZM104 233H105V232H104ZM119 233H120V232H119ZM223 233H222V234H223ZM226 233H227V232H226ZM248 233H249V232H248ZM87 234H86V239H84L85 241H88L87 238H89V237H87ZM121 234H122V233H120V235H121ZM177 234H178V233H177ZM179 234H180V233H179ZM179 234H178V235H179ZM74 235H76V234L74 233ZM79 235H78V237H79ZM100 235H98V236H100ZM111 235H113V234L111 233ZM141 235H142V234H141ZM141 235H140V236H141ZM153 235H154V234H153ZM228 235H229V234H228ZM242 235H243V234H242ZM113 236H114V235H113ZM138 236H139V235H136L135 240L137 239ZM145 236H146V235H145ZM147 236H148V235H147ZM150 236H151V235H150ZM156 236H157V235H155L154 237H156ZM180 236H181V235H180ZM221 236H223V235H221ZM224 236H227V235L225 234ZM235 236H236V235H235ZM235 236H233V237H235ZM251 236H252V235H251ZM75 237H77V236H75ZM90 237L93 238V237H95V236H90ZM101 237H102V236H101ZM104 237H105V236H103L102 238H104ZM108 237H110V236H108ZM120 237H121V236H120ZM120 237H119V238H120ZM134 237H135V236H134ZM143 237H144V235H142V237H139V241H138L139 243H140V239H142ZM239 237L242 238V237H241V234L238 236V238H239ZM243 237H245V236L243 235ZM263 237H264V236H263ZM79 238L82 239V238H85V237H83V236L81 237V236H80ZM95 238H96V237H95ZM97 238H98V237H97ZM102 238H101V240L103 241L106 237H105L104 239H102ZM110 238H111V237H110ZM121 238H122V237H121ZM161 238H162V237H161ZM164 238H165V237H164ZM198 238H199V237H198ZM238 238H234V240H238ZM80 239H79V240H80ZM106 239H108L109 242H111L110 240L113 239V238H111V239L106 238ZM116 239L118 240V238H116ZM174 239H176V238L174 237ZM174 239H173V241H174ZM199 239H200V238H199ZM220 239H221V238H220ZM245 239H246V238H245ZM248 239H250V238H248ZM252 239H253V236H252ZM252 239L250 240V243H251ZM82 240H83V239H82ZM84 240H83V241H84ZM93 240H94V239H93ZM95 240L98 241V239H95ZM137 240H138V239H137ZM143 240H144V241H143ZM143 240H142V242H141V243H142V246H144V245H143V242H144V243L146 242L145 239H143ZM164 240H166V239H164ZM169 240H170V239H169ZM171 240H172V239H171ZM190 240H191V239H190ZM192 240H193V239H192ZM261 240H262V239H261ZM261 240H260V241H261ZM90 241H91V240H90ZM97 241H96V242H97ZM104 241H105V240H104ZM112 241H113V240H112ZM114 241H116V240H114ZM156 241H158V238L156 239ZM167 241H168V240H167ZM177 241H178V240H177ZM186 241H187V240H186ZM194 241H195V240H194ZM194 241H193V242H194ZM200 241H201V240H200ZM238 241H239V240H238ZM238 241H237V242H238ZM242 241H244V238H243ZM242 241H241V243H243ZM109 242H107L109 246H110V245H113V244H114V245H115V244H119V243H116V242H118V241H116L115 243H112V242H111L112 244L109 243ZM119 242H122V241H119ZM134 242H136V241H134ZM169 242H170V244H173V243H171L172 241H169ZM184 242H185V240H184ZM184 242H183V243H184ZM239 242H240V241H239ZM247 242L249 243V240H246V242L244 241V244L247 243ZM81 243H82V242H81ZM81 243H80V244H81ZM87 243H88V242H87ZM99 243H100V242H99ZM99 243H98L97 245H99ZM105 243H106V241H105L104 243H102V245H101V243H100L99 247H100V246L102 247L103 244H105ZM125 243H127V241H126ZM130 243H131V244H129V245H131V246L134 245V244H133V241H131ZM141 243H140V245H141ZM176 243H177V242H175V244H176ZM185 243H186V242H185ZM195 243L197 244V242H195ZM250 243H249V244H250ZM91 244H93V243L91 242ZM94 244H95V241H94ZM123 244H124V243H123ZM147 244L150 245L148 242H146V243H145V245H146L145 248L149 247ZM177 244H178V243H177ZM180 244H181V243H180ZM189 244H190V243L188 242L187 247H188ZM196 244H194L195 247L198 245V244H197V245H196ZM199 244H200V243H199ZM210 244L213 245L212 248H210L211 246L209 247ZM223 244H224V243H223ZM231 244H232V245H231ZM86 245H87V244H86ZM89 245H90V243H88V246H89ZM95 245H96V244H95ZM114 245H113V246H114ZM120 245H121V244H120ZM125 245H126V244H125ZM190 245L192 246L193 244H190ZM190 245H189V246H190ZM215 245H216V247H215ZM229 245H230V246H229ZM240 245L242 246V244H240ZM75 246H76V245H75ZM121 246H122V245H121ZM131 246H130V247H131ZM138 246H139V245H138ZM181 246H182V244H181ZM183 246H184V244H183ZM191 246H190V248H191ZM238 246H239V245H238ZM238 246H237V247H238ZM243 246H245V245H243ZM79 247H80V246H79ZM84 247H85V245H84ZM84 247H83V248H84ZM89 247H90V246H89ZM97 247H98V246H97ZM97 247H96V248H97ZM115 247H116V246H115ZM118 247H119V245L117 246V248H118ZM126 247H127V246H126ZM154 247H155V246H153L152 251H153ZM175 247H177V246L175 245ZM192 247H194V246H192ZM195 247H194V248H195ZM197 247H198V246H197ZM213 247L217 250V251H216L217 253H215V251H214L215 249H213ZM228 247H229V248H228ZM245 247H246V246H245ZM75 248H76V247H75ZM90 248H91V247H90ZM92 248H93V246H92ZM120 248H121V247H120ZM122 248H123V247H122ZM131 248H132V247H131ZM131 248H130V250L132 251V253H131V251L128 250L129 253H130L129 255H128V253L125 252L124 250H123L124 252L122 251L123 254H126V258H127L128 256H130V255H131V257H132V255H133L134 253H136V252H139V251L143 252V250H141V249H142L141 247H139V251H136V252H133L134 246H133L132 249H131ZM137 248H138V247H137ZM140 248H141V249H140ZM150 248H151V247H150ZM155 248H156V247H155ZM178 248H179V247H178ZM183 248H185V247H183ZM194 248L189 249V247H188L189 250H192V249H194ZM208 248H210V250H209ZM246 248L249 249V247H246ZM84 249H85V248H84ZM84 249H82V250H84ZM87 249H89V248H87ZM114 249H115V248H114ZM128 249H129V248H128ZM147 249H149V248H147ZM156 249H157V248H156ZM164 249H165V248H164ZM176 249H177V248H176ZM205 249H208L209 251H206ZM227 249H228V251H227ZM248 249H246V250L249 251ZM76 250H77V249H76ZM80 250H81V249H80ZM82 250H81V251H82ZM98 250L100 251V249H98ZM112 250H113V249H112ZM116 250H118V249H116ZM116 250H114V251H116ZM150 250H151V249H150ZM150 250H149V253H150ZM165 250H167V249H165ZM77 251H78V250H77ZM84 251H85V250H84ZM84 251L82 252V254L85 253ZM88 251L91 253L93 250L90 251V249H89ZM101 251H102V249H101ZM101 251H100V252H101ZM118 251H119V250H118ZM118 251H117V252H118ZM134 251H135V250H134ZM147 251H148V250H147ZM159 251H161V250H159ZM179 251H180V250H179ZM179 251L177 252V250H176V251H175L176 254H175L174 252L171 251L172 253H170V255L172 254V256H173V253H174V255H177V253H178V254H179V255H177L178 257L176 256L177 259H178V258H180V256H182V254L180 255L181 251H180V252H179ZM247 251H246V252H247ZM79 252H80V251H78V253H79ZM86 252H87V251H86ZM97 252H98V251H97ZM100 252H98V253H100ZM104 252H105V251H104ZM108 252H109V251H108ZM108 252L106 251V254H107ZM122 252L119 251V253H122ZM141 252L139 253V255L144 254V253H141ZM144 252H146V251H144ZM156 252H157V251H156ZM187 252H188V251H187ZM80 253H81V252H80ZM80 253H79V254H80ZM90 253H89V254L86 253V255L88 254L89 257H87L88 255H87V256L84 255V256H85V258H84L85 261H83V257H84V256H83L82 254H80V255H81V258H82V260H80V262L82 261V262H81L82 264H85V263H86V264H106V263H107V264H111V262L108 263L107 260L104 261L103 258L107 257L106 255H105V257L103 256V258L101 257V258H100L101 260H99V259H97V258H99L98 256H100V255H98V253H95V252L93 253L94 255L97 254V255H98L97 257H96V256H95V257H91V256H93V255L90 256ZM109 253H110V252H109ZM114 253H115V252H114ZM149 253H146V255H147L146 259L148 258V254H149ZM203 253H204V252H203ZM206 253H205V254H206ZM79 254H78V256H79V258H80V255H79ZM91 254H92V253H91ZM103 254H104V253H103ZM157 254H158V252H157ZM160 254H161V256H162L163 251L160 252ZM205 254H204V255H205ZM244 254H245V253H244ZM110 255H111V254H110ZM127 255H128V256H127ZM136 255H137V257L139 258V255H138L137 253H136ZM152 255L154 256V252H153ZM211 255H212V256H211ZM78 256H77V257H78ZM82 256H83V257H82ZM134 256H135V254L133 255V257H134ZM141 256H142V259H141V260H143V259L145 260V257H144L145 255H141ZM141 256H140V257H141ZM161 256H160V257H161ZM172 256H171V257H172ZM241 256H243V257H241ZM248 256H249V254H248ZM137 257H135V258H137ZM143 257H144V258H143ZM154 257H155V258H154L153 260L155 261L157 255H155ZM158 257H159V256H158ZM158 257H157V259H159L160 261H162L163 259H166L165 254H163V256H162L163 258L161 257L162 259H161V258H158ZM210 257H208V258H210ZM229 257H227V258H229ZM79 258H77V260H79ZM95 258H96V259H95ZM138 258H137V260H138ZM149 258H150V256H149ZM149 258H148V259H149ZM188 258H189V257H188ZM206 258H207V257H206ZM244 258H245V257H244ZM250 258H252V257H250ZM253 258H254V257H253ZM102 259H103V260H102ZM106 259H108V258H106ZM127 259H128V258H127ZM139 259H140V258H139ZM148 259L145 260L146 263L149 264V263L154 262L153 260H152L151 262H148V261H149ZM150 259H152V257H151ZM173 259H174V256H173ZM185 259H186V258H185ZM193 259H194V258H193ZM210 259L212 260V258H210ZM34 260H35V259H34ZM34 260H33V262H34ZM109 260H110V259H109ZM144 260H143V261H144ZM167 260H168V259H167ZM171 260H172V258H171ZM178 260H179V259H178ZM186 260H187V259H186ZM197 260H198V259H197ZM222 260H223V261H222ZM246 260H247V259H246ZM40 261H41V260H40ZM106 261H107V262H106ZM163 261H164V260H163ZM188 261H189V264H192V262H193V260H191V262H190V260H188ZM194 261H195V263H196V260H195V259H194ZM226 261H227V260H226ZM226 261H225V262H226ZM249 261L252 262V260H249ZM33 262H32V263H33ZM37 262H38V260H37ZM83 262H85V263H83ZM138 262H139V261H138ZM140 262H141V261H140ZM164 262L167 263L166 260H165ZM170 262H171V261H170ZM207 262H206V264H207ZM245 262H247V261H245ZM259 262H260V261H259ZM32 263H31V264H32ZM39 263H40V262H39ZM39 263H38V264H39ZM41 263H42V262H41ZM41 263H40V264H41ZM81 263L78 262V264H81ZM143 263H144V262H143ZM155 263H156V261H155ZM155 263H154V264H155ZM165 263H164V264H165ZM182 263L184 264L185 262L182 261ZM195 263L193 262V264H195ZM253 263H254V262H253ZM34 264H35V263H34ZM61 264H66V263H61ZM128 264H129V263H128ZM152 264H153V263H152ZM156 264H158V261H157ZM175 264H177V263H175ZM178 264H179V263H178ZM180 264H181V263H180ZM185 264H186V263H185ZM196 264H198V263H196ZM223 264H225V263H223ZM228 264H229V263H228ZM242 264H243V261H242ZM250 264H251V263H250ZM256 264H257V263H256ZM259 264H260V263H259Z\"/></svg>",
  "mask_w": 264,
  "mask_h": 264
}]
</instances>
